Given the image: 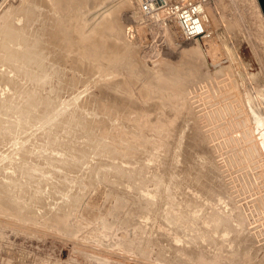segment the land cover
Masks as SVG:
<instances>
[{"label":"rangeland","instance_id":"obj_1","mask_svg":"<svg viewBox=\"0 0 264 264\" xmlns=\"http://www.w3.org/2000/svg\"><path fill=\"white\" fill-rule=\"evenodd\" d=\"M29 1L30 0H28V2ZM57 1H61L64 4L63 7H61L62 4L57 5L56 4ZM123 1L121 2V0H120V2H119V0H112L110 2V1L106 0V2H105V0H103V2L101 4L104 6L108 5L107 9H111L112 5L113 6L118 5V8L119 7H121V8L118 9L116 12H113L114 13V14L112 13L113 15L111 14L112 19H108L109 18L108 17L105 20L101 19V21L97 20L96 22H92V24L88 25L89 27L86 26L88 28V31H87V28L83 27L84 26L83 24L85 23L84 18L81 17V15L83 14L84 8L82 6H79V4H77V3H79V0H52V1L47 0V3L49 2L48 4L50 5V9L52 8L51 10L53 11V13L56 17H58L56 14L57 13L56 10H58V8H59L58 11H60V14L62 16V23H64V27H66V25H67L66 28H63V25H62V29H63L62 33H66V32L68 33L69 31H71V32L74 31V33H72L73 37L68 36L69 38H67V33L62 37V38L66 37L63 39L64 42L60 41L63 43V45H61L60 42L58 43V41L54 42V39L52 37H49L50 35H47V36H45L47 38L42 39L44 41L42 44H40V46L45 44L44 42L46 41L45 46H42V47L46 48L47 52L52 50L50 52L51 53L50 55H52V57L56 59V60L53 59L54 63L55 64H58V63L61 64V65L58 64L59 65L58 67L54 65V67L56 69L61 68L60 69L61 71L62 70L65 71L64 69L68 70L71 67H74L72 65L76 66V64L78 67H80V65L86 64V63H89V65L94 64L93 67L90 65L91 69L89 68L87 72H81L82 76L79 75V73H77V72H76L77 74L74 73L75 74L74 77L76 76L75 79H78L79 81L75 80L74 77L71 78V76H72L71 71H69L67 74H65L63 79L68 78V81H69L68 86L69 85L70 86L66 87L64 84V82L66 80L64 81L63 79H60L61 81H59V83L61 86L59 85V89H57L58 99L53 96V97L47 99L48 101L46 99L45 100H41V99L37 100L34 97L38 94L36 92H34V89H26V87H25L26 83H24L25 78H24L22 73H25L27 69H28L27 71H30V70L34 69V67L36 66L35 65L36 61L33 60L34 59L33 56H31L30 64L26 63V61H22L21 62L22 64H20L22 66L20 67V70H18V71L12 70L10 68V66L8 64H6V61H0V64H1L0 65L1 66L0 71L5 70L3 72L4 74L2 73L0 75V76H2L0 79H2V78L4 79L6 77L5 78L7 80L6 82H8V83L5 82V84H4V82H1L2 84H0V105H1V107H0V130L2 128V131H3L4 125L11 127V128H14L13 129L14 131L12 130L10 132L11 135H10V133H8L7 134L8 137H5L6 136L5 135V136H2L3 139L0 138V140H1V142H0V161H1L0 165H3L5 162H7L10 157H11V161L13 164H14V162H16V164H17V161H19V160H20L19 163H22L23 159H24V162H27L30 157L31 158L29 159V161L32 158H33L32 160H35V159H37L36 156L37 155L39 156V153L37 152L36 148H34V147H37V145H39V144H37V142L38 143L41 142L40 144H42V142H43L44 145L46 142V145H47V143L51 142L50 140H54V142H55V141H57V139H59L58 140L59 144H60V142H62L60 144L62 149L59 146H57V147L55 146L58 150L57 149H56L57 151L54 150V153L56 154V152H57L56 155H59V156L61 155L60 157H66L63 155L68 154V151H69V150H67L68 149L67 147H69L68 144L71 142L70 140L72 139V137H74V136H71L73 134L68 135L72 132L70 129L72 128V130H73L74 128H76L75 133H77L76 131H78V132L80 131V130H78V129H80L79 127H81L79 125L82 124V123L79 124L78 120H73V119L71 120V118L69 119L68 118L69 116H73V115H74V117L77 116V117H75L77 119L82 117V120H85L84 118H86V121H88L87 119H89V117L93 115L92 119L90 118L89 122L93 123V125H94L99 120L98 121L99 125H96V126L100 127V128H98L94 125L95 126L94 129H92L93 126H91V128H90L88 126L89 122L87 123L86 121H84V123H87L85 126L86 127L88 126L87 128L84 126L86 128V130H88V128L91 129V130H88V131H90V134L88 136H86V140H89L88 143H90V144H88V146L85 144V146L87 147V149L89 151V148H90L89 145H91V143L93 144L94 147L91 145L90 151L92 152V154L95 153V155L94 154L92 155V156H94L93 159L96 158L95 160L91 159L88 162H91V164H93V165L97 164L95 167L96 170L94 169L95 171H92L94 176L91 173V177H93V179H92V184H90L89 186H86V187H88V189L84 188L85 185L83 184V180H82L83 178L81 176H79L80 178L77 177L78 174L77 175L75 174L76 176L74 175L71 180L66 179V178H68L67 176H65V177L63 176V178H65L66 180H69L68 182L73 184V191L75 193H79L81 189H82L81 193L82 194L85 193L84 195L79 193V194H81L82 197H81L79 203H76L74 205L75 208H70L69 206L63 208L64 206H62V209H63V211L61 210L62 213L64 214V211H66L64 215H62L61 212L56 213L54 210V208H58L62 204V202H63L62 205H64V200H66V197L64 199L63 198L64 196H62V194H61V199H63L62 202H61L60 198L58 199V203L55 202V200H54V203L53 202L48 203L46 200V202H47L46 205H48V206L50 205L52 210L54 211V212H52L53 214L51 215V217L47 216L46 214L40 215L38 213H35V214L32 213L31 215L29 214L30 216L27 218H21L19 216L20 215L19 206L15 205L16 204L15 202H12V205L10 204L11 202H9L10 205L8 204V202L7 203L4 202L5 204L3 205V201H4L3 199L7 195L3 192V190L0 187V191L2 190L0 192V194H2V195H0V264H183L184 263L183 261L187 260L188 257L185 256L181 252V250L180 251H179V249L174 250L175 251L174 255L177 257L180 256L179 259L177 258L174 261V259H172V256H173V253H172L173 250L172 249L164 250V249L160 248L161 243L159 241H161L162 237H165V236L172 237V238H170L171 239L170 242H168L169 244L170 243H173V244L177 243V245H179V246L182 245L188 239H191L190 241H192V242H196L198 240V243L194 244L196 249L195 248L192 249V254H191V252L188 251V253H190V255H192V256H190L191 258L194 256L192 263H190L191 259L187 260L188 264L189 263L190 264H213L214 262H217L218 264H220L222 262H225L228 264H237V261H241L242 264H245V259H246L245 256H246L247 252L252 253L253 257H252L251 261L254 260L253 258H258V259L263 258V259H260V261L262 262V260H263V262H264V254L262 253V251H264L263 250L264 247H262V249H257L256 246H253V247L248 246V248H246L247 246L245 247V245H247L246 243H248L249 239H247V237L245 235H241L242 232H239V233L241 236H244L242 238L243 240L240 239L241 236L239 237L238 231H236V232H235V230H233L234 232L232 231V233H234V234H232V237L235 235L234 237H237L239 240L238 241L237 238L232 240L231 243H234V244H231L232 246L228 245L229 241H225L223 238L218 239L219 243H218V245H215V243L210 244L209 240H208V238H206V236L202 237V238L200 237L201 233L203 232V228L206 227V223L203 222V220L205 218H202V215L203 214L210 215L211 212L213 214H215L214 211H220V210H218V208H216V207L214 208V206H213V208H210V207L206 208L205 204L210 201V197H212V200L214 202H216V200H217V204H220L221 202L218 200L220 198L222 201L228 202L236 196H237V198L240 199V196L234 195L233 191H230L229 189L226 190L225 187H222V185L220 186V184H218L216 182L217 178H215V177H213V180L211 182V185L214 188L213 187L210 188L211 185L207 186V184H206L207 179L206 178L201 179V182H203L205 180L203 182L205 184L203 185V183H202V186H203L202 189L204 188L202 190V194L201 193L200 194H198V193L192 194V192L190 193L188 191V189H185L186 185L184 186L183 184H180L181 186L179 185V187L177 185H176V187H173L175 185L172 186V184H171L170 187H166V189H163L164 191H162L161 190V185H162L161 181L156 180L154 178L155 177L154 173L158 174V172H156L154 169L152 170V168H151V167L154 168V166H151V165H154V161H156V159H158L161 156L166 157V156H169V154L171 153V155L174 157V159L177 163H180V162L182 163V160L181 161L179 160V159L183 158L182 152H184L185 150L184 151H182V150L186 147H189V145H191V144L200 145L201 142L203 143L207 139H210V141L212 143H214L216 140L218 141L220 139L219 135H222L221 133H224L223 136L227 135V137H228L231 132H234V130H236V126H235L236 123L233 124L234 121L232 122L229 119H225L226 120L225 121V120H223L224 118L223 119L221 118V121H224V122H222V123L216 122L217 121L216 119H218V121H220V117H221V115H219L221 113L218 112L220 109L219 107H221L220 112L222 109L223 110H227V109L228 110H230V109L234 110L233 108H237V110H239L238 114L243 113L241 118L244 117L245 121L247 120V122H245V124L247 123L246 124L247 126H245L246 127L245 130L247 132L244 131L245 135L248 134L247 139H246V136L244 135V133L242 134V137L239 135L240 137H237L235 139V140H237L239 138L237 140V143L233 142L234 144L228 146L226 148V150H233L234 149L232 152L235 154L234 151H236L235 150L236 147L243 140L245 143L243 142L244 144L242 143L241 145L246 144V145H248V147H246V148L251 147L249 149V150H252L251 152H245V154L247 153L250 155L251 159L249 158L248 155H247L248 158L247 157L244 158L245 157L244 154L239 155V153L242 152V151L241 152L239 151L238 157L240 158L241 156H243L242 158H244V159L240 158L241 160H244V161L245 160L247 161V159L248 160L250 159V160H249V162L247 161L248 163L247 162L238 163L237 165H239V166H237V168H239L241 166V164H242V166L243 165L246 166V167L243 166V168L240 167L241 170L243 169V171H245V173H243L241 171L242 174H246V173L248 174L249 173L248 175L250 178L248 177L249 180L248 179L245 180V182H246L245 184H247L248 181L249 182L254 181L257 188L261 189V187H258V184L261 185V183H262L261 181L264 182V177H263L264 176L263 175L264 174V154H263L264 153V135H263L264 134V114H263L264 113V27H263L264 23H263V20L262 21L260 20V16L258 15V10L256 8L254 0H209V2L207 4V12H208V16H209V23H208L207 27H208V30L211 32V35L208 38L209 40L205 39L203 41L202 40H200V41H198V40H188V41L185 40L184 41V39H182L180 37L177 29L175 28L176 30L175 29H173V30L176 31V35H177V33L179 35V36L178 35L176 36V39L178 42L177 44L172 43V42H166L167 40L162 39V36H161L162 28L159 27L158 25H151L150 27H148L149 25L147 26V25H144L143 23L141 25L138 23H137L138 25H135L133 22V19L137 16V14H136V12H133V11H135L136 7L130 8L129 4H132V2L128 1V3H127L125 0H123ZM21 2L22 1H19V0H0V15L5 13L4 11L8 10L7 8H10V6L11 7L15 6V5L19 6V4L24 5V4L28 3L27 0H25V1L23 0V2L22 3ZM73 3L75 5V7L72 6L73 8H71L70 5ZM122 3H123V5H122ZM109 4H112V5H109ZM76 7H78L79 10ZM129 8H130V10H129ZM74 10H76V11H74ZM81 11H82V13H81ZM84 12H85V10H84ZM70 13H71V16H70ZM77 14L79 15V17H81V19L80 18L78 19ZM86 15L87 14H85L84 16H86ZM12 16H13V19H12L13 22L14 23L17 22L16 23L17 25H19L21 23L20 21H22V23H23L24 16H22L21 14L14 13V14H12ZM75 16L77 19H75ZM16 17H18V19ZM65 17H67V19L70 17L71 18L74 17L73 18L74 23L72 22V20L70 18L67 20V24H66ZM132 17H133V19H132ZM117 18H119V19H117ZM79 20H80L81 24H78V26H76L77 25L76 22H78ZM117 20H118L119 25L122 26L123 28L116 26L117 24H115V23L117 22ZM69 21L72 23H70ZM131 21H132V23H131ZM121 22L123 25H121ZM223 23H224V25H223ZM73 25H75V26L72 29L71 27H73ZM79 25H80V27H79ZM97 26H99V28H101L102 31H101V29L97 30V28H96ZM225 26H226V28H225ZM75 27H76V30H75ZM90 27L93 28V30L96 28L94 30V32L96 31L95 34L99 31L101 32V33L99 32V34L97 33V35L94 34V36L97 37L98 40H95V37L93 36L94 32L92 29H90ZM127 28H129V29H127ZM80 29L82 30L81 32H80ZM90 30H92V31H90ZM77 31H79V32H77ZM83 31H84V33H83ZM86 31H87V33H86ZM130 31H132V35H133L132 38H129V36H128ZM71 32H69V33H71ZM75 33H78V35H79L78 38L76 37L77 34L75 35ZM90 33H92V34L90 35ZM84 34H87V35L89 34L88 39H90L91 41H88L86 39V40H83L81 42V40L84 39L82 36L87 38ZM70 37L72 39L75 38L76 41H75V39H73L75 41V42H73V40ZM79 37H82V38H79ZM89 37L93 38L94 41H92L93 39H91ZM48 38L49 39L52 38L53 40L52 39L49 40ZM178 39L183 40V41H180V40L178 41ZM51 40L54 43H52ZM206 40L208 43L206 42ZM110 41L111 42L113 41L112 44H114V46L112 44H110L112 46L109 45ZM83 42H85L87 44H85ZM209 42H211V44ZM212 43L214 45H212ZM50 44L51 45L55 44V45H53V49H52V46ZM72 44H73V47H72ZM11 45H12V43H11ZM49 45H50V47H48ZM116 45H117V47H116ZM120 45H121V47H120ZM201 45H204V46L201 48ZM14 46H16L15 48H17V46L18 47L20 46L19 47L20 49H23V47H24L23 44H21V43L20 44L18 43ZM74 46H75V48H74ZM178 46H181L183 48L181 49V47L179 48ZM42 47H40L39 50ZM108 47L109 48L112 47V49L114 51H112V49H109ZM47 48H49V49H47ZM117 48H119V49H117ZM184 48H186V50ZM211 48L213 51L211 50ZM202 49L204 51H202ZM41 50H44V51H41ZM41 50L40 51L42 53L46 52L45 49H43V48ZM53 50L55 51L54 52L55 54L57 52L58 53L55 55L53 53ZM199 50H201V51L199 52ZM209 50H211V52ZM185 51H187V52H185ZM221 52H223V54ZM64 53H66V54H64ZM189 53H190V55H189ZM217 53H218V56H216ZM210 54L213 55L214 57H212ZM54 56H56V57H54ZM188 56H190V57H188ZM58 58H60V59H58ZM80 58H83V59H80ZM182 58H183V60H182ZM185 58L187 59L188 62L186 61ZM189 58L191 59L190 61H189ZM198 58H200V59H198ZM86 59L89 60V62ZM57 61H59V62H57ZM165 61L167 64L168 63L170 65L174 64L175 68H178V64H179V69H178L176 75L179 73L178 76L182 75V78L184 77L183 80L181 77H180L181 78L180 79L176 75H175L176 77L174 76L175 78L172 77V79H173L172 82L174 83L173 84L174 87L176 85L175 89L174 88L172 89L173 93L171 92V89H169L170 90L169 92H171L173 94L172 97L176 96L177 94H178L176 96L177 98L178 97L182 98L183 96L185 97L186 94H187L186 96H188V94L190 95V92L188 90L191 91L192 87H194L195 85L197 86V84H195V83L197 82L198 79H200V78H198L200 76L205 78L207 80V82L209 80L212 81V84L210 83L211 84L210 86H212V87H210V90L213 89V91H211V93L213 92L212 94H214V95H212L210 93V90L207 89V91L209 90V92H207L208 93L207 97L209 98V101H210V98H211V101H213V100L221 97V98L217 99L216 101H213V102L210 101L211 103H213V106L211 105L212 110L209 107L208 108L202 107V108H204V109H202L200 105H199L200 107L196 105L197 101H195V99H196V96L198 94L192 92L193 91L192 90L191 93L192 94L194 93L195 99L194 100L189 99V103L187 101V103H188L187 106H188L189 111L186 110L187 112H185L184 114L180 113V116L184 115V117H185V115H186L185 119H187L188 123L186 120H184V121L181 120L182 123H180L181 121H179V120L181 118L180 119L178 118L179 119L178 122L181 124V126H182L183 122L186 123V124L184 123L183 126L187 125L184 127L182 126V128H180V126L178 127V125L176 126V124L175 125L171 124V126H172L171 127L169 123L174 124V122H176V121L172 122L171 117L166 116V111H167V109H169L168 106H173L174 104L175 105L178 104L177 106L180 105L179 107H181L183 105V102H180V104L178 103L179 99H175V101H174V99H173V101H172V99H168V102H166L167 104L166 103L162 104V108L157 107V109H159V110L155 109L156 107L153 108V106H150L151 102H153L156 99L155 98L156 96L153 93H150V92H152L154 86L167 85V83H165V81H166V79L170 78L169 77L170 75H167V74L161 72V66L163 65V63L165 64ZM201 61H202V63H201ZM24 62H25V64H24ZM69 63L70 64L73 63V64L70 65ZM181 65H184V66H181ZM197 65H200V68ZM188 66H190V67H188ZM191 66H192V68L197 67V70L194 68L196 71L194 69H192L193 71L192 70L187 71V69H189V68L191 69ZM6 67H8V69ZM54 67L51 66L50 68H52V69L49 68L47 70L51 73L52 72L54 73L56 70V69L54 70ZM44 69L46 70V68H44ZM198 69H199V71H198ZM222 69H223V72H222ZM227 69L231 71L230 76L232 78L230 76H227L230 73V71H228L229 73L227 74ZM185 71H186V73H185ZM8 72L10 73V75ZM196 72L199 74H197ZM200 72L203 74H201ZM6 75H8V77ZM78 75L80 77H78ZM158 75H160V77ZM205 75L206 76L209 75V76L206 77ZM12 77L15 79L14 81H16V79L18 78L17 83L16 82L14 83ZM165 77H167V78H165ZM195 77L197 80H194ZM217 77H218V79H216ZM8 78H9V80L11 78V81H9ZM178 78H179V80H178ZM222 78L232 80L233 83L235 84L233 89H230L231 87L230 88L227 87V89H226L227 82L225 83V81L222 80ZM229 78H231V79H229ZM50 80H48L47 82H54L53 80H55V79H50ZM73 80H75V81H73ZM185 80H187V82L189 80V82H188L189 84ZM20 81L21 82L24 81V82L21 83L20 87H17V89L14 88V86H15L14 84L17 85L18 82H20ZM106 81H108V82H106ZM109 81L110 82L115 81V82H113V84L117 85V87L119 85V87L117 89L118 91L117 90H115L117 92L114 91L115 95L117 96L116 98H115L114 92L113 93L111 92L113 95L109 91L107 92V90H108L107 86L105 87V88H107V90L99 88L101 82H104L106 84V83H109ZM70 82H73V83L70 84ZM215 82H217V83L215 84ZM219 83H221V84L223 83V86L225 84L224 88L220 87L221 85ZM7 84L9 85V87L11 86L14 89L13 88L11 89V87L9 88ZM180 84H183V86ZM6 85L8 88L6 87ZM189 85H191V87ZM215 85H218L219 90H216L215 87H217V86H215ZM177 86L178 87L182 86V87L178 88ZM185 86L187 87V89L185 88ZM21 87L24 88V91ZM42 87H43V85H42ZM46 87H47V85H45V88ZM55 87H57V86H55ZM4 88H5V90H4ZM18 88H20V89H18ZM48 88H50V87L48 86ZM18 90L21 92H18ZM39 90H42V89H39ZM43 90L49 91L51 89H43ZM62 90H63V92H62ZM173 90H175V92ZM176 91H177V93H176ZM187 91L189 93H187ZM22 92H24V94ZM106 92L110 93V94H107ZM217 93H219V94L221 93V95L219 96V94H218V96H219L218 97ZM91 94H92V97H91ZM93 94H94V96H93ZM209 94H211L212 97H214V98L212 99V97ZM181 95H183V96H181ZM21 96H23V97H21ZM87 96L91 97V98H88ZM125 96H127V97H125ZM94 97L96 99L99 98L101 100L94 99L95 101L93 102V104L94 103L95 104L100 103L101 106L97 105L98 107H96V109H91L92 111L86 110V109H80V111L78 110L79 108L76 106L79 105L78 102L80 100L83 101V99L85 100V98H88V100L90 102H92L90 99H93ZM100 97H102V98H100ZM103 97H105V98H103ZM112 97H114L115 99H113ZM119 97L121 99L123 98L121 102L118 101V99L121 100ZM130 97L132 100H130ZM33 98L35 99V102H33L34 101ZM78 98H79V100H78ZM126 98H129V99H126ZM234 98H236V100ZM6 99L9 102L6 101ZM102 99H103V101H102ZM106 99H110L111 100L110 103L114 102V105L110 104L107 101L106 103H108V104H104V106H103V103L106 101ZM135 99H137V100H135ZM52 100L57 101V102H54L55 104L57 103L56 104L57 108L55 107L54 103L48 104ZM60 100H62V101H60ZM63 100H64V102H63ZM112 100H114V101H112ZM127 100H129V102L131 101L130 103L134 102V104L132 103L130 105V103ZM170 100L172 102H174V104H172V102H170ZM5 101L8 103H6ZM36 101H38L37 102L38 105L36 104ZM40 101H42V102H40ZM96 101L97 102L100 101V102L97 103ZM127 102L129 104H127ZM223 102H224V104H225V102L227 104L223 105ZM3 103H4V105H3ZM136 103H138V107H140V108L137 109ZM228 103H229V105H228ZM22 104H24V105H22ZM70 104H72V106ZM28 105H29V107H31V108L28 107V109H30L31 114L33 115V118H34L33 119L32 117H30V119H29L30 123H28L29 120H25L24 116H22V114L27 111L26 108H22V107H24V106L27 107ZM49 105H52V106H49ZM63 105H64V107H63ZM115 105H117V106L115 107ZM126 105L128 107L129 106L130 107L128 108ZM134 105H135V107H134ZM148 105L150 106V108L152 107L153 110L152 109L150 110ZM214 105L216 107L218 106L217 107L218 111L215 110L216 107ZM102 106L105 108H103ZM131 106L134 108L132 109ZM224 106L226 107V109ZM52 107L54 110H56V109L57 110L54 111L53 109H51ZM74 107H76L75 108L76 110H73ZM213 107H214V110H213ZM42 108H44V109L42 110ZM127 108H128V110H126ZM259 108L262 110H259ZM5 109H6V111H4ZM20 109H21V111H20ZM47 109H49V110L47 111ZM162 109L166 110V111H163ZM208 109H209V111H208ZM41 110L44 113L46 111L49 112L51 110H53V112L51 111L52 112V113L50 112L51 114L46 112L47 114L45 116L44 113L41 115V113H42ZM93 110L95 112L99 111V113H97L99 115L95 114V112H93ZM101 110L103 111V113ZM139 110H140V113H139ZM203 110H204V113H203ZM22 111H23V113H22ZM38 111H40L39 112L40 114L38 113ZM133 111H138L139 115L137 116L135 113H133ZM147 111H148V114H147ZM179 111L182 112L183 111L182 108L181 109L179 108ZM205 111H206V113H205ZM211 111H212V116L210 118L211 114H207V113H210ZM214 111H217V112H215L216 114L214 113ZM80 113H82V114H80ZM87 113H89L90 116ZM201 113H203L205 115H202ZM37 114H39L40 116ZM100 114L102 116V120H101ZM102 114H105L106 117H103L104 115H102ZM150 114H151V117H150ZM214 115H215V117H213ZM217 115H219L220 117H218ZM43 116H45L46 119ZM49 116H51L52 119H50L51 117H49ZM107 116H109L108 119H107ZM188 116H189V118H188ZM201 116H203V117L201 118ZM216 116H217V118H216ZM40 117H42V118H40ZM64 117L67 119V121L66 120L63 121V119H65ZM111 117H113V118H111ZM117 117H120L121 120L123 119L126 122H130V123L135 122L136 123L135 124L136 127L135 126H130V128L128 127L129 129L133 128V129H131V131L129 129L125 128V130H128L130 132L129 133V132L124 130V132H126L127 135H129V137L128 136L126 137V134H125V136L120 139L119 138L120 135L116 134V133H118V131L120 130V127H121L118 124L119 121H117L119 119H117L116 121L114 120ZM147 117H149V119ZM204 117H206V118H204ZM109 118H110V120H109ZM139 118L142 122L139 120ZM41 119H44V120H41ZM106 119H107V121H106ZM134 119L137 121H135ZM164 119H167V120H164ZM22 120L24 121V124H25V122H27L26 124L28 126L26 124L25 125L21 124L20 121H22ZM108 120L110 123L108 122ZM23 121H22V123H23ZM43 121H45V122H43ZM65 121H66V123H65ZM73 121L76 123H74ZM101 121L103 123V124H101L102 126L100 125ZM164 121H166L167 123H165ZM203 121H207V122H205V124L208 122L211 123V124L210 123H208V124L211 125L212 131L210 130V128L209 129L205 128L207 131V134H206L205 129H202L203 127L198 128L199 126H202L204 124ZM70 122H72V124ZM112 122H114V124H115V122L116 123L118 122L117 123L118 125L115 124L113 126V124H111ZM151 122H152V125H151ZM200 122H202V123H200ZM44 123H45V125H44ZM91 123H90V125H91ZM160 123L161 124L164 123V125L163 124L161 125ZM197 123H198V126H196ZM212 123H214L215 125ZM217 123L222 124V127H223V125H224V127L226 125L223 123H227V125L229 124L228 130L225 132L224 130H222L221 125H219ZM75 124H76V127H74ZM67 125H69V126H67ZM160 125L165 126L167 129L169 128V130H168L169 136H166L168 134H165L164 136H162L161 134L158 133L157 130L159 129L158 127ZM210 125H209V127H210ZM217 125H219V127ZM227 125H226V128H227ZM21 127L24 128V130L21 129ZM170 127L171 128L175 127L176 129L175 128L174 129L177 132L180 131V133H178L176 136H174V137H179V139L176 141L177 143H175L174 139L171 138V137H173V134L176 132L174 129L170 130L171 129ZM215 127H217V128H215ZM95 128H98V131H96ZM229 128H230V130H229ZM6 129L8 131V128H6ZM99 129H101V130H99ZM105 129H106V131H105ZM114 129H116V130H114ZM177 129H179V130H177ZM200 129L205 131V133L203 131H200ZM213 129L214 130L218 129L219 131L221 129L222 132L220 131L221 133L219 134L218 130L216 132V131H213ZM46 130L47 131L50 130L52 134L50 133L49 137L53 136L54 138L53 137L48 138L47 133H49V132H47ZM92 130H94V131H92ZM137 130H138V132H137ZM45 131H46V133H45ZM59 131H61V132H59ZM81 131H84V132L82 133ZM81 131L79 134H82V135L86 132L85 129H83V128L81 129ZM229 131H231V132H229ZM42 132L44 133V135L46 134V136H44ZM73 132H74V130H73ZM102 132L104 134H106V133L107 134L104 136V134ZM170 132H172V133H170ZM201 132H202V134H201ZM208 132L209 133L211 132L212 133L211 135H213V136H214V132L217 135H215L213 137L210 134H208ZM99 133L101 135H103L106 139L103 136H102L103 137L102 138ZM133 133H135V134L133 135ZM225 133H226V135H225ZM33 134L35 135V137H33ZM109 134H111L110 135L111 139L109 137ZM55 135H57V136H55ZM131 135H132V138H133V136L135 137L134 140H132L130 138ZM205 135L206 136L209 135L211 137L208 136V138H207ZM232 135H235V134L233 133ZM42 136H43V139H46L44 137H47L48 139H46V141L43 139H40V138H42ZM60 136H61V139H60ZM63 136H65V138ZM200 136H203L204 138H202ZM0 137H1V135H0ZM81 137H83V136L79 135L78 138L75 136V142H76V140L79 142V144H77L78 142L76 143L77 145H80L83 142L87 143L85 138L81 139ZM96 137H97V139H96ZM107 137L109 138V140H112V143L110 142L109 145H110V147H112V145H113V147L111 149L104 148V147L100 148L101 146H103L102 143L105 144V142H107V140H108ZM31 138H36V139L38 138L39 141H37L35 139L31 140ZM215 138H217V139H215ZM242 138H243V140H242ZM64 139H66V140L68 139L67 140L68 144L66 143V141H64ZM104 139H105V142L103 141ZM135 139H138V140L135 141ZM169 139H171V141ZM41 140H43V141H41ZM125 140H127V141H125ZM48 141H50V142H48ZM98 141L101 142V145L99 144L96 146L95 144H98ZM137 141H139V142H137ZM172 141H174V142H172ZM31 142H32V144H31ZM171 142L174 145V147H173L174 149L171 148L172 149L171 152L166 151V153H165L164 150L166 148V145L168 143H171ZM185 142H186V144H185ZM187 142L189 145L187 144ZM116 143H118V144H116ZM34 144H35V146H34ZM29 145H31V146H29ZM133 145L137 149L139 148V154H140V157H138V161L136 159L134 162L131 160L132 151H133L132 146ZM26 146H27V148H26ZM65 146H67V147H65ZM125 146H127V147H125ZM143 146H145V147H143ZM168 146H169V144L167 145V148H168ZM181 146L183 147L182 149H181ZM118 147H119V149H117ZM30 148L31 149L34 148L35 150L31 151L32 152L31 153ZM237 148H239V147H237ZM27 149L29 151H26ZM37 149H38V147H37ZM64 149H66L67 151H65ZM103 149H105V150H103ZM106 149H107V151H106ZM108 149L110 151H108ZM256 149H258V150H256ZM17 150H19V151H17ZM60 150H63L62 151L63 153ZM102 150L104 152L106 151V153H103ZM123 150L124 151L127 150L126 153H124ZM47 151H49V150H47ZM128 151H130V153ZM134 151H135V149H134ZM36 152H37V155H36ZM58 152H60V153H58ZM108 152H110L109 155H108ZM12 153L14 154V156ZM15 153H16V155H18L17 157H15L16 156ZM54 153L52 155H55ZM102 154L103 155L105 154V155L103 156ZM124 154L126 155V157ZM114 155L116 156V158ZM12 156L14 158H16L15 159L16 161L14 160V158ZM22 156H24V158ZM92 156H91V158H92ZM100 156L102 159L100 158ZM109 156L112 158L110 159ZM199 156H200V160H199ZM199 156L196 155V157H195L196 160L192 161V159H190L191 161L189 160V162H196V163H194V165L196 166V164H197L196 168H198V166H199L200 168H198V169L199 170L201 169L200 170L201 172H203V171L205 173L210 172L209 175L217 173V171L214 172L212 167L209 166L208 161L210 159L207 160V159L203 158V156H201V155H199ZM104 157H106V158H104ZM113 158H115L117 161H119L123 165H121L119 162L115 161V159H113ZM12 159L14 160V162ZM97 159L99 160L100 163L96 162ZM100 159L102 161H100ZM121 159L123 160V163H122ZM202 159H204V160H202ZM92 160H93V162H92ZM106 160L110 161V162L107 163ZM205 160H206V162H205ZM94 161L96 164H94ZM128 161H131V162H128ZM102 162H103V164H101ZM197 162H199V163H197ZM106 163L108 165H106ZM124 163H126V164H124ZM91 164L88 163V165H91ZM206 164H208V165H206ZM85 165H86V163L84 164V161H82V165L80 166V169H78L76 171L80 170L79 172H81V173L86 172L87 171L86 167H88V165L86 167H85ZM171 165L172 164H170V167L168 170H170V168H171V170H175L177 168L176 166H174V168L172 169ZM122 167L123 168L126 167L128 169L124 168L125 169L124 170ZM188 167H189V165H188ZM115 168H116V170H115ZM249 169H250V171H249ZM58 170L60 171V169H58ZM128 170L129 171L131 170L130 171L131 173H129ZM256 171H257V173H255ZM99 172H101V173H99ZM241 172H239V173L241 174ZM259 172H261V173L258 174ZM97 173H99V174H97ZM105 174H106V176H105ZM130 174H132V175H130ZM258 175H261V176H258ZM9 178H5V177L1 178V176H0V180H2V181L4 180L6 182L7 181L12 182L13 179L10 178V180H9ZM111 180L114 182H112ZM119 181H121V182H119ZM250 183H253V182H250ZM250 183H249V185L251 187H254L253 189H256L254 183H253L254 186H252ZM173 184H175V183H173ZM35 186L38 189L42 188V190H43V187H42L43 185L38 184L37 181H34L31 185L32 188H35ZM79 186L81 189L78 188ZM236 186L238 188H240L238 185H236ZM236 186H234V187L237 188ZM250 186L248 189L251 188ZM154 187H155V191H153ZM246 187H248V184L244 187V189ZM263 187H262L261 191L262 190L264 191ZM74 188H75V190H74ZM83 189H85L84 193H83ZM180 189H183V190L185 189L184 191L189 192V194L192 195L193 199L189 200V201L188 200L187 201L182 200L183 202H181V199H178V198H180L179 197L180 196L179 192L181 191ZM241 189H243V188H241ZM258 189L254 190L255 193L250 195V197L252 198V201L254 200L253 202L257 203V205H258L259 200H260L259 203H261V199L263 198V195H264L263 194L260 196V194L264 193V192L263 191L261 192ZM19 190H20V192L26 191L25 187H20V188L15 189V194H17V196L22 194V193L18 194ZM44 190H46V189H44ZM209 190H210V192H209ZM212 190H215V191L213 192ZM53 192L54 191L51 190V194H55ZM156 192L159 194V196ZM151 193H153V194H151ZM161 193L164 194L163 196H164L165 200H163V202L158 200L160 198ZM231 193H233V194H231ZM258 193H259V195H257ZM29 194H30V192H29ZM57 194H59V193H57ZM145 194H148V196ZM39 195L43 196L42 193L36 194V196H39ZM59 196H60V194H59ZM156 196H158V197H156ZM194 196H195V198H198V199H196V201L194 200ZM242 196H244V195H241V197ZM257 196H259V198L261 197V199H259ZM11 198H12L11 201H13V197H11ZM143 198H145V199H143ZM147 198L150 200H148ZM207 198H209V199H207ZM146 199L148 201H151V202L154 201V202H152V204H151V202H150V204H148V202H146L147 201ZM242 199H243V197H242ZM255 199L256 200L258 199V202L255 201ZM193 200L195 203H193ZM262 200L264 202V198ZM156 201L158 202V204H155ZM138 202H140V203H138ZM159 202H160V204H159ZM188 202H190L189 203L190 205L188 204ZM191 202L193 204H191ZM65 203H67V200ZM6 204H7V207H9V208H7L5 206ZM116 204H117V206H116ZM152 205L159 208L157 211V214L155 216H157L160 213L159 216H157V217H159V220L157 221V223H158L156 225L157 227L155 226L156 229H154V227H153L154 220L152 218V216H153L152 214H155V213L150 210V207ZM160 205H161V207H159ZM220 205H221V208H225V206H223L224 203L223 204L221 203ZM12 206H13V208H11ZM65 206H66V204H65ZM228 206H230V204H228ZM228 206H227V208H225V210H227V211L230 210ZM256 208H257L255 210L256 212L254 211V214L251 213V215L249 217V219L250 220L252 219L251 221L255 224L264 219L263 213L259 212V211H261V208L260 207H256ZM14 209H15V212H14ZM233 209H234L233 211L236 210V213H237V211H239V209H237V207H233ZM38 210L37 211L40 212L41 209H38ZM147 213H148V215H147ZM60 214L62 215V216H60V217H62L61 219L59 217H57ZM140 214H145V215H147V217L144 220L140 221V217H139ZM183 214H185V215H183ZM256 215H257V217H256ZM52 216L55 218H52ZM192 217H196V218L193 219ZM42 218H44V219H42ZM208 218L209 217H206L207 221H210L211 219H208ZM127 219H131V221L127 220ZM133 219H135L136 221ZM162 219H163V221H162ZM255 220H256V222H255ZM135 222H137V223H135ZM198 222H200V224H198ZM138 223H139V225H138ZM235 225H236V223H233V226H235ZM165 229H168V231ZM173 231H175V232H173ZM263 231H264V229L262 230V233L264 234ZM211 233H213L212 235L214 237L215 236L217 237L219 235L218 232L213 231ZM196 234H197V236H196ZM237 234H238V236H237ZM228 236L230 237L231 235H228ZM196 237H198V238H196ZM195 238H196V241H195ZM258 240H262V239L260 238ZM235 242H236V244H235ZM208 243L210 245H208ZM244 243H245V245H244ZM213 245H215V246H213ZM238 245H240V246H238ZM241 247H242V249H241ZM194 249L196 252L194 251ZM197 249H199V250H197ZM252 249H254L255 252H257L258 250L259 251L257 253L251 252ZM234 250H235V256L233 255ZM201 252H203L204 254ZM195 254H197V255H195ZM242 255H243V257H242ZM176 261H177V263H176ZM263 262H262V264H263ZM185 264H187V263H185ZM246 264H247V262H246ZM259 264H261V263H259Z\"/></svg>","mask_w":264,"mask_h":264},{"label":"bare ground","instance_id":"obj_2","mask_svg":"<svg viewBox=\"0 0 264 264\" xmlns=\"http://www.w3.org/2000/svg\"><path fill=\"white\" fill-rule=\"evenodd\" d=\"M19 1H22L23 2V0H19ZM25 1V0H24ZM52 1V0H51ZM108 1H112V0H108ZM123 0H121V2H122ZM127 3H128V1L129 2H132V4H129L130 5V8H135L136 7V9H135V11H133L132 9V11L133 12H136V14H137V16L133 19V17H132V19H133V22H134V24L135 25H138V24H144V25H149L148 27H150L151 26V24H149L148 22H146L144 19H143V17H142V15H141V13L139 12V9H138V0H125ZM21 2V3H22ZM27 2H28V0H27ZM50 2V1H49ZM48 2V3H49ZM75 2V1H74ZM103 2V0H79V3H77V4H79V6H82L83 8H84V10H85V12H84V10H83V14L81 15V17L82 18H84V26L83 27H86V26H88V25H90V24H92V22H96L97 20H100L101 21V19H103V20H105V19H107L108 17V19H112L111 17H112V15L114 14L113 12H116L118 9H120L121 7H119L118 8V5H112V4H109V5H112V7H111V9H107V7H108V5H106V6H104V5H102L101 3ZM105 2H106V0H105ZM117 2V1H116ZM119 2H120V0H119ZM124 2V1H123ZM254 2H255V5H256V8H257V10H258V15L260 16V20L262 21L263 20V23H264V15H263V12H262V10H261V6H260V4H259V1L258 0H254ZM47 3V0H30L27 4H22V5H20L19 4V6H17V5H15V6H10V8H7L8 10H5L4 12L5 13H3L2 15H0V61H6V64H8L9 66H10V68L12 69V70H20V67L22 66V65H20V64H22L21 62L22 61H26V63H29L30 64V59H31V56H33L34 57V59L33 60H35L36 61V66L34 67V69H32V70H30V71H27L26 70V72L25 73H22L23 74V76H24V78H25V82L24 83H26V85H25V87H26V89H34V92H36L38 95H36L34 98L35 99H41V100H47V99H49V98H51V97H55V98H57L58 99V97H57V95H58V91H57V89H59V85H60V83H59V81H61L60 79H63L64 78V75L65 74H67L69 71H71L72 73H71V78L72 77H74V73H79V75H81L82 73L81 72H87L88 71V69L90 68L91 69V66L93 67V65H89V63H86V64H82V65H80V67H78L77 66V64H76V66L75 65H72V64H70V65H72V66H74V67H71L70 69H68V70H66V69H64L65 71H61L60 69L61 68H58V69H56L55 67H54V65L55 66H59L58 64H60V63H58V64H55L54 63V61H53V59L54 60H56L55 58H53L52 57V55H50L51 53V51L52 50H50L49 52H47L46 51V48H44V47H42V46H45V44H46V41L44 42L45 44H43V45H41L40 46V44H42L43 43V41L44 40H42V39H44V38H47V37H45V36H47V35H50L49 37H52L53 39H54V42H56V41H58V43L60 42V41H63V39L64 38H66V37H64V38H62L66 33H62V25H63V28H66L67 27V20L68 19H70V18H68L67 19V17H65V19H66V27H64V23H62V16H61V14H60V11H58L59 10V8H58V10H56V14H57V16L58 17H56L55 15H54V13H53V11L50 9V5ZM56 3V2H55ZM54 3V4H55ZM70 3V2H69ZM118 3V2H117ZM57 5H61L62 4V6L61 7H63V3L61 2V1H57V3H56ZM67 4V3H66ZM53 5V4H52ZM122 5H123V3H122ZM121 5V6H122ZM125 5V4H124ZM71 6V8H73V7H75V5H74V3L73 4H71L70 5ZM73 6V7H72ZM127 6V5H126ZM81 7V8H82ZM77 9H78V7H76ZM130 8H129V10H130ZM107 9V10H106ZM126 9V8H125ZM55 10V9H54ZM79 10V9H78ZM72 11V10H71ZM70 11V12H71ZM74 11H76V10H74ZM73 11V12H74ZM132 12V13H133ZM14 13H19V14H21L22 16H24V21H23V23H22V21H20L21 23L19 24V25H17L16 23H14L13 22V16H12V14H14ZM69 13V12H68ZM72 13V12H71ZM71 13H70V16H71ZM81 13H82V11H81ZM80 13V14H81ZM113 13V14H112ZM123 13V12H122ZM74 14V13H73ZM72 14V15H73ZM76 14V13H75ZM85 14H87L86 16H84ZM112 14V15H111ZM118 14V13H117ZM18 15V14H17ZM16 15V16H17ZM67 15V14H66ZM78 15V14H77ZM76 15V16H77ZM116 15V14H115ZM21 16V17H22ZM76 16H75V19H77L76 18ZM69 17V16H68ZM81 17H79V15H78V19L80 18L81 19ZM117 17V16H116ZM17 19H18V17H16ZM23 18V17H22ZM73 18L74 17H72L71 18V20H72V22H73ZM20 19V18H19ZM117 19H119V18H117ZM86 20V21H85ZM18 21V20H17ZM77 21V20H76ZM70 22V21H69ZM72 22H70V23H72ZM69 23V24H70ZM74 23V22H73ZM77 23V25L76 26H78V24H81L80 23V20L78 21V22H76ZM99 23V22H98ZM131 23H132V21H131ZM138 23V24H137ZM95 24V23H94ZM115 24H117L116 26H118V27H120V28H123L122 26H120L119 25V23H118V20H117V22L115 23ZM96 25V24H95ZM98 25V24H97ZM121 25H123L122 24V22H121ZM125 25V24H124ZM223 25H224V23H223ZM72 26V25H71ZM70 26V27H71ZM74 26L75 25H73V27H71L72 29L74 28ZM81 26V27H82ZM101 26V25H100ZM79 27H80V25H79ZM78 27V28H79ZM82 27V28H83ZM89 27V26H88ZM92 27V26H91ZM90 27V29H92L93 30V28H91ZM103 27V26H102ZM264 27V26H263ZM81 28V29H82ZM87 28V27H86ZM97 28V30L99 29H101V28H99V26H97L96 27ZM95 28V29H96ZM225 28H226V26H225ZM71 29V30H72ZM80 29V32L82 31ZM94 29V30H95ZM104 29V28H103ZM173 29H175L173 26L172 27H168V28H162V33H161V36H162V39H164V40H167L166 42H172V43H178L177 42V39H176V36L178 35V33H177V35H176V31H174ZM75 30H76V27H75ZM78 30V29H77ZM85 30V29H84ZM92 30H90V31H92ZM94 30H93V32H94ZM176 30V29H175ZM87 31H88V28H87ZM87 31H86V33H87ZM101 31H102V29H101ZM105 31V30H104ZM64 32V31H63ZM69 32H71V31H69ZM67 33V38H69L68 36H72V33H74V31L73 32H71V33ZM76 32V31H75ZM77 32H79V31H77ZM96 32V31H95ZM95 32L93 33V36H94V34H95ZM100 32V31H99ZM99 32H97L98 34H99ZM83 33H84V31H83ZM97 33L95 34V35H97ZM101 33V32H100ZM224 33V32H223ZM226 33V32H225ZM77 34V38H78V33H75V35ZM80 34V33H79ZM92 33H90V35H91ZM74 35V34H73ZM87 38H85L84 36H82L84 39H82L81 40V42L83 41V40H88V41H91L90 39H88V35L87 34H84ZM224 35V34H223ZM228 35V34H227ZM92 36V37H93ZM179 36V35H178ZM226 36V35H225ZM73 37V36H72ZM75 37V36H74ZM82 37H79V38H82ZM95 37V36H94ZM105 37V36H104ZM52 38H50V39H52ZM62 38V39H61ZM71 38V37H70ZM89 38H91V37H89ZM178 38V37H177ZM228 38V37H227ZM49 39V38H48ZM49 39V40H50ZM52 39V40H53ZM61 39V40H60ZM72 39V38H71ZM73 39H75V38H73ZM72 39V40H73ZM91 39H93V38H91ZM47 40V39H46ZM51 40V41H52ZM69 40V39H68ZM78 40V39H77ZM95 40H98L97 39V37H95ZM180 39H178V41H179ZM207 40H209V39H207ZM207 40H206V42H207ZM225 40V39H224ZM70 41V40H69ZM75 41H76V39H75ZM74 40H73V42H75ZM92 41H94V39L92 40ZM115 41V40H114ZM180 41H183V40H180ZM185 41V40H184ZM198 41H200V40H198ZM48 42V41H47ZM53 41H52V43H54ZM64 42V41H63ZM113 42V41H112ZM112 42L110 41V43H109V45L110 44H112ZM187 42V41H186ZM205 42V43H206ZM11 43H12V45H11ZM23 44V49H20L18 46H17V48H15L16 46H14V45H16V44ZM51 43V42H50ZM61 43V45H63V43L62 42H60ZM66 43V42H65ZM83 43H85V42H83ZM89 43V42H88ZM191 43V42H190ZM208 43V42H207ZM210 44H211V42H209ZM14 44V45H13ZM48 44V43H47ZM56 44V43H55ZM55 44H53V45H55ZM74 44V43H73ZM73 44H72V47H73ZM85 44H87V43H85ZM84 44V45H85ZM91 44V43H90ZM217 44V43H216ZM51 45V44H50ZM50 45L48 46V47H50ZM53 45H51L52 46V49H53ZM67 45V44H66ZM69 45V44H68ZM71 45V44H70ZM113 46H114V44H112ZM112 45H110V46H112ZM183 45V44H182ZM207 45V44H206ZM212 45H214L213 43H212ZM124 46V45H123ZM204 45H201V48L203 47ZM208 46V45H207ZM40 47H42L43 49H45V51L46 52H44V53H42L41 51H44V50H39V48ZM116 47H117V45H116ZM120 47H121V45H120ZM179 48L181 47V46H178ZM211 47V46H210ZM217 47V46H216ZM215 47V48H216ZM22 48V47H21ZM74 48H75V46H74ZM84 48V47H83ZM109 48V47H108ZM125 48V47H124ZM183 47H181V49H182ZM214 48V49H215ZM47 49H49V48H47ZM109 49H112V47H110ZM108 49V50H109ZM117 49H119V48H117ZM116 49V50H117ZM185 50H186V48H184ZM204 49V48H203ZM202 49V51H204ZM209 49V48H208ZM218 49V48H217ZM56 50V49H55ZM60 50V49H59ZM211 50H212V48H211ZM211 50H209L210 52H211ZM112 51H114L113 49H112ZM201 50H199V52H200ZM213 51V50H212ZM217 51V50H216ZM55 51L53 50V53H54ZM60 52V51H59ZM81 52V51H80ZM185 52H187V51H185ZM58 53V52H57ZM56 53V54H57ZM85 53V52H84ZM97 53V52H96ZM181 53V52H180ZM219 53V52H218ZM218 53H217V55L216 56H218ZM222 54H223V52H221ZM55 54V53H54ZM55 54V55H56ZM64 54H66V53H64ZM209 54V53H208ZM62 55V54H61ZM189 55H190V53H189ZM206 55V54H205ZM211 55V54H210ZM221 55V54H220ZM63 56V55H62ZM133 56V55H132ZM187 56V55H186ZM212 57H214L213 55H211ZM54 57H56V56H54ZM68 57V56H67ZM183 57V56H182ZM188 57H190V56H188ZM200 57V56H199ZM201 58V57H200ZM200 58H198V59H200ZM203 58V57H202ZM58 59H60V58H58ZM80 59H83V58H80ZM85 59V58H84ZM136 59V58H135ZM186 59V58H185ZM206 59V58H205ZM87 60V59H86ZM182 60H183V58H182ZM191 59L189 58V61H190ZM32 61V60H31ZM50 61V62H49ZM82 61V60H81ZM85 61V60H84ZM88 62H89V60H87ZM152 61V60H151ZM162 61V60H161ZM186 61H187V59H186ZM206 61V60H205ZM57 62H59V61H57ZM78 62V61H77ZM139 62V61H138ZM154 62V61H153ZM188 62V61H187ZM186 62V63H187ZM2 63V62H1ZM33 63V62H32ZM79 63V62H78ZM100 63V62H99ZM201 63H202V61H201ZM3 64V63H2ZM24 64H25V62H24ZM177 64V63H176ZM199 64V63H198ZM1 65V64H0ZM4 65V64H3ZM61 65V64H60ZM201 65V64H200ZM200 65H197L199 68H200ZM205 65V64H204ZM6 66V65H5ZM31 66V65H30ZM51 66H53L54 67V70H55V72L53 73H51V72H49L47 69H49ZM177 66V65H176ZM181 66H184V65H181ZM180 66V67H181ZM186 66V65H185ZM1 67V66H0ZM63 67V66H62ZM70 67V66H69ZM78 67V68H77ZM188 67H190V66H188ZM5 68V67H4ZM7 69H8V67H6ZM33 68V67H32ZM44 68H46V70L44 69ZM66 68V67H65ZM96 68V67H95ZM183 68V67H182ZM181 68V69H182ZM196 69L197 70V67H193L192 68V66H191V69L189 68V69H187V71H189V70H192V69ZM228 68V67H227ZM23 69V68H22ZM50 69H52V68H50ZM63 69V68H62ZM178 69H179V64H178V68H175L174 67V64H167L166 63V61H165V64L163 63V65L161 66V72L162 73H165V74H167V75H170L169 77L170 78H168V79H166V81H165V83H167V85H160V86H154V88H153V90H152V92H150V93H153L156 97V99L153 101V102H151V104H150V106H153V108H155V109H157V107L158 108H162V104L163 103H166V102H168V99H172V101H173V99H174V101H175V99H179L177 102L180 104V102H183V105L181 106V107H179V106H177V105H175L174 104V102H172L171 100H170V102H172V104H174L173 106H168L169 107V109H167V111L166 110H163V111H166V116H168V117H171V121L173 122V121H176V122H174V124L173 123H169L170 124V126H171V124L172 125H175L176 124V126L178 125V127L180 126V128H182V126H183V124L185 123V122H183V124H182V126H181V124L180 123H182V121H184V120H186L187 121V119H185L186 118V115H185V117H184V115L181 117L180 116V113L182 114H184L185 112H187V111H189L188 110V103H189V99H195V96H194V93H197L198 95L196 96V99H195V101H197V106H201V108L202 107H206V108H210L211 110H212V107H211V105L213 106V103H211V102H213V101H216L217 99H219V98H221V97H219L220 95H221V93L219 94V93H217V96H218V94H219V98H217V99H215V100H213V101H211V98H210V101H209V98L207 97L208 96V93L207 92H209V90H210V87H212V86H210L211 84H212V81H208L207 82V80L205 79V78H203L202 76H200V77H198V78H200V79H196V77L194 78V80H197V82L195 83V84H197V86L194 88V87H192V92H194L193 94L191 93V91L190 90H188L189 92H190V95L188 94V96H186L185 94V97L183 96V95H181V96H183L182 98H177L176 96L178 95H176V96H174V97H172L173 96V92H172V89L174 88L175 89V87H176V85H175V87H174V83L172 82L173 81V79H172V77H174L175 75H176V73H177V71H178ZM180 69V70H181ZM194 69V70H195ZM10 70V69H9ZM129 70V69H128ZM143 70V69H142ZM179 70V71H180ZM195 70V71H196ZM5 70H3V71H0V75L4 72ZM90 71V70H89ZM141 71V70H140ZM145 71V70H144ZM184 71V70H183ZM193 71V70H192ZM198 71H199V69H198ZM197 71V72H198ZM226 71V70H225ZM228 71H230V70H228L227 69V74L229 73ZM22 72V71H21ZM196 72V73H197ZM221 72V71H220ZM222 72H223V69H222ZM6 73V72H5ZM9 73V72H8ZM20 73V72H19ZM76 73V74H77ZM103 73V72H102ZM181 73V72H180ZM185 73H186V71H185ZM195 73V74H196ZM201 73V72H200ZM219 73V72H218ZM4 74V73H3ZM15 74V73H14ZM86 74V73H85ZM179 74V73H178ZM178 74L176 75L177 77H181L182 78V75L181 76H178ZM182 74V73H181ZM197 74H199V73H197ZM201 74H203V73H201ZM217 74V73H216ZM9 75H10V73H9ZM17 75V74H16ZM78 75V77H80ZM90 75V74H89ZM164 75V74H163ZM210 75V74H209ZM208 75V76H209ZM220 75V74H219ZM231 75V71H230V73L227 75V76H230ZM7 77H8V75H6ZM82 76V75H81ZM159 77H160V75H158ZM175 76V77H176ZM206 76V75H205ZM208 76H206V77H208ZM2 76H0V78H1ZM21 77V76H20ZM19 77V78H20ZM76 77V76H75ZM75 77H74V79H75ZM174 77V78H175ZM202 77V78H201ZM231 77V76H230ZM6 78V77H5ZM0 79V84H2L1 82H4V84H5V82L7 81L6 79ZM16 78V77H15ZM86 78V77H85ZM107 78V77H106ZM165 78H167V77H165ZM179 78H178V80H179ZM180 78V79H181ZM211 78V77H210ZM209 78V79H210ZM226 78V77H225ZM232 78V77H231ZM231 78H229V79H231ZM12 79H13V81L15 80L13 77H12ZM50 79H55V80H53L54 82H47L48 80H50ZM87 79V78H86ZM184 79V77L182 78V80ZM190 79V78H189ZM208 79V78H207ZM213 79V78H212ZM216 79H218V77L216 78ZM8 80H9V78H8ZM17 80H18V78L16 79V81H14V83L16 82L17 83ZM20 80V79H19ZM65 82H64V84H65V86L67 87L68 86V78L67 79H63ZM75 80H78V79H75ZM75 80H73V81H75ZM175 80V79H174ZM193 80V79H192ZM215 80V79H214ZM222 80H224L225 81V83L227 82V84H226V89H227V87H231L230 89H233V87H234V83H233V81L232 80H228V79H223L222 78ZM9 81H11V78H10V80ZM22 81V80H21ZM18 82V84L16 85V84H14L15 86H14V88H16L17 89V87H20V85H21V83H23V82ZM51 81V80H50ZM79 81V80H78ZM96 81V80H95ZM176 81V80H175ZM186 82H187V80H185ZM82 82V81H81ZM86 82V81H85ZM106 82H108V81H106ZM113 82H115V81H113ZM113 82L111 81H109V83H104V82H101L100 83V89H106L107 90V88H105L106 86L108 87V90H107V92L109 91L110 93L112 92H114L115 90H117L118 89V87H119V85H118V87H117V85H115V84H113ZM188 82H189V80H188ZM187 82V83H188ZM214 82V81H213ZM6 83H8V82H6ZM13 83V82H12ZM63 83V82H62ZM71 83H73V82H70V84ZM84 83V82H83ZM178 83V82H177ZM211 83V84H210ZM217 82H215V84H216ZM233 83V84H232ZM99 84V83H98ZM179 84V83H178ZM189 84V83H188ZM187 84V85H188ZM221 86L220 87H223L224 88V86H225V84H224V86H223V83L221 84V83H219ZM8 85V84H7ZM7 85H6V87H7ZM24 85V84H23ZM42 85H43V87H42ZM45 85H47V87L45 88ZM73 85V84H72ZM71 85V86H72ZM158 85V84H157ZM180 85H182L183 86V84H180ZM186 85V86H187ZM230 85V86H229ZM4 86V85H3ZM48 86L50 87V88H48ZM54 86V87H53ZM55 86H57V87H55ZM61 86V85H60ZM70 86V85H69ZM68 86V87H69ZM117 88H116V87ZM182 86H180V87H182ZM185 86V88L187 89V87ZM190 87H191V85H189ZM215 86H217V87H215ZM214 87L216 88V90H219V88H218V85H215ZM8 87H9V85H8ZM7 87V88H8ZM11 87V86H10ZM9 87V88H10ZM77 87V86H76ZM178 87V86H177ZM180 87H178V88H180ZM252 87V86H251ZM13 87H11V89H12ZM13 88V89H14ZM22 88V87H21ZM152 88V87H151ZM194 88V89H193ZM218 88V89H217ZM18 89H20V88H18ZM23 89V91H24V88H22ZM21 89V90H22ZM39 89H42V90H39ZM43 89H51V90H49V91H44ZM74 89V88H73ZM79 89V88H78ZM84 89V88H83ZM90 89V88H89ZM120 89V88H119ZM149 89V88H148ZM169 89H171V92H169L170 90ZM182 89V88H181ZM190 89V88H189ZM207 89H209L208 91H207ZM4 90H5V88H4ZM150 90V89H149ZM177 90V89H176ZM184 90V89H183ZM215 90V89H214ZM16 91V90H15ZM14 91V92H15ZM100 91V90H99ZM118 91V90H117ZM117 91H115V92H117ZM151 91V90H150ZM174 92H175V90H173ZM178 91V90H177ZM177 91H176V93H177ZM187 91V93H189ZM211 91H213V89H211L210 90V93H211ZM18 92H21V91H19L18 90ZM62 92H63V90H62ZM102 92V91H101ZM106 92V93H107ZM115 92H114V95H115ZM120 92V91H119ZM216 92V91H215ZM214 92V93H215ZM218 92V91H217ZM220 92V91H219ZM234 92V91H233ZM13 93V92H12ZM17 93V92H16ZM23 94H24V92H22ZM31 93V92H30ZM110 93H107V94H110ZM111 93V94H112ZM126 93V92H125ZM213 93V92H212ZM211 93V94H212ZM65 94V93H64ZM100 94V93H99ZM103 94V93H102ZM209 94L211 97H212V95H214V94ZM4 95V94H3ZM15 95V94H14ZM28 95V94H27ZM106 95V94H105ZM113 95V94H112ZM12 96V95H11ZM25 96V95H24ZM90 96V95H89ZM93 96H94V94H93ZM101 96V95H100ZM103 96V95H102ZM110 96V95H109ZM124 96V95H123ZM152 96V95H151ZM20 97V96H19ZM21 97H23V96H21ZM77 97V96H76ZM88 97V96H87ZM91 97H92V94H91ZM91 97H88V98H91ZM97 97V96H96ZM111 97V96H110ZM117 96L115 95V98H116ZM121 97V96H120ZM119 97V98H120ZM125 97H127V96H125ZM134 97V96H133ZM132 97V98H133ZM136 97V96H135ZM33 98V99H34ZM88 98H85V100L83 99V101H79L78 102V104L79 105H77L76 107H78L79 109V111H80V109H86V110H91V109H96V107H98V106H101L100 105V101L99 102H97V103H99V104H93V102L95 101L94 99H96L95 97L93 98V99H90L92 102H90L89 100H88ZM100 98H102V97H100ZM103 98H105V97H103ZM107 98V97H106ZM109 98V97H108ZM113 99H115L114 97H112ZM214 97H212V99H213ZM216 98V97H215ZM253 98V97H252ZM30 99V98H29ZM35 99H34V101L33 102H35ZM67 99V98H66ZM75 99V98H74ZM99 99V98H98ZM98 99H96V100H98ZM118 99V98H117ZM121 99V98H120ZM123 99V98H122ZM122 99L121 100H119L118 99V101H122ZM126 99H129V98H126ZM235 100H236V98H234ZM233 99V100H234ZM239 99V98H238ZM14 100V99H13ZM23 100V99H22ZM25 100V99H24ZM51 100V99H50ZM78 100H79V98H78ZM99 100H101V99H99ZM130 100H132L131 99V97H130ZM135 100H137V99H135ZM147 100V99H146ZM145 100V101H146ZM152 100V99H151ZM3 101V100H2ZM6 101H8L7 99H6ZM5 101V102H6ZM48 101V100H47ZM60 101H62V100H60ZM68 101V100H67ZM75 101V100H74ZM102 101H103V99H102ZM105 101V100H104ZM111 102V100L110 99H106V101L103 103V106H104V104H108V103H106V102ZM112 101H114V100H112ZM124 101V100H123ZM128 102H129V100H127ZM139 101V100H138ZM187 101H188V103H187ZM9 102V101H8ZM8 102H6V103H8ZM14 102V101H13ZM24 102V101H23ZM37 102L38 101H36V104H37ZM40 102H42V101H40ZM44 102V101H43ZM54 102H57V101H55V100H52L50 103H48V104H51V103H54ZM63 102H64V100H63ZM66 102V101H65ZM81 102V103H80ZM127 102V104H129ZM137 102V101H136ZM141 102V101H140ZM169 102V103H170ZM133 104H134V102H132ZM132 103H130V105L132 104ZM143 103V102H142ZM193 103V102H192ZM215 103V102H214ZM238 103V102H237ZM16 104V103H15ZM20 104V103H19ZM42 104V103H41ZM55 104V103H54ZM57 104V103H56ZM56 104H55V107H56ZM77 104V103H76ZM110 104H113L114 105V102L113 103H110ZM121 104V103H120ZM137 104V109L138 108H140V107H138V103H136ZM146 104V103H145ZM153 104V105H152ZM167 104V103H166ZM182 104V103H181ZM225 104H227L226 102H225ZM224 104V102H223V105H225ZM256 104V103H255ZM3 105H4V103H3ZM8 105V104H7ZM22 105H24V104H22ZM38 105V104H37ZM53 105V104H52ZM52 105H49V106H52ZM71 106H72V104H70ZM75 105V104H74ZM98 105V106H97ZM118 105V104H117ZM117 105H115V107L117 106ZM123 105V104H122ZM125 105V104H124ZM143 105V104H142ZM218 105V104H217ZM222 105V106H223ZM228 105H229V103H228ZM32 106V105H31ZM46 106V105H45ZM44 106V107H45ZM54 106V105H53ZM62 106V105H61ZM102 106V107H103ZM106 106V105H105ZM111 106V105H110ZM109 106V107H110ZM121 106V105H120ZM127 106V105H126ZM133 106V105H132ZM131 106V108L133 109L134 107H135V105H134V107H132ZM149 106V105H148ZM150 106H149V109L151 110L152 109V107L150 108ZM193 106V105H192ZM196 106V107H197ZM199 106V107H200ZM215 106V105H214ZM239 106V105H238ZM0 107H1V105H0ZM15 107V106H14ZM20 107V106H19ZM28 107H29V105L27 106V107H22V108H26V112H24L23 113V111H22V116H24V119L25 120H29L30 119V117H32L33 118V115L31 114V111H30V109H28ZM41 107V106H40ZM54 107V108H55ZM60 107V106H59ZM63 107H64V105H63ZM62 107V108H63ZM69 107V106H68ZM76 107H74L73 108V110H76L75 108ZM123 107V106H122ZM128 107V106H127ZM130 107V106H129ZM128 107V108H129ZM147 107V106H146ZM167 107V106H166ZM216 107V106H215ZM218 107V106H217ZM217 107H216V109L215 110H217ZM225 107V106H224ZM257 107V106H256ZM29 108H31V107H29ZM39 108V107H38ZM50 108V107H49ZM57 108V107H56ZM103 108H105V107H103ZM126 108V107H125ZM124 108V109H125ZM128 108L126 109V110H128ZM179 108L181 109L182 108V112L181 111H179ZM204 108H202V109H204ZM220 109H221V107H219ZM232 108V107H231ZM255 108V107H254ZM261 108V107H260ZM259 108V110H262V109H260ZM3 109V108H2ZM44 108H42V110H43ZM51 109H53V107L51 108ZM61 109V108H60ZM102 109V108H101ZM108 109V108H107ZM114 109V108H113ZM117 109V108H116ZM115 109V110H116ZM148 109V108H147ZM154 109V110H155ZM220 109H219V113H221V114H219V115H221V117L219 116V115H217L218 117H220V121H221V118L223 119V120H225V119H229V120H231L232 122H233V124L234 123H236V130H234V132H231V131H229V132H231L232 134L234 133L235 135H232L231 133L229 134V136L227 137V135H226V133H225V135L226 136H223L224 135V133H221L222 131H221V129H220V131L218 130V129H216V130H214L215 128H217V127H215L214 129H213V131H216L217 132V130H218V132H219V134L221 133L222 135H219V140L217 141H215L214 143H212L211 141H210V139H205L206 141H204L203 143L201 142L200 143V145H196V144H191V145H189L188 144V142H187V144L189 145V147H186V148H184L182 151H184V152H182V154H183V158L182 159H179L180 161L182 160V163L180 162V163H177L176 161H175V159H174V157L171 155V153L169 154V156H166V157H159L158 159H156V161H154V165H151V166H154V168L153 167H151L152 168V170L154 169L156 172H158V174H156V173H154V175H155V179L156 180H159V181H161V190L162 191H164L163 189H166V187H170V185L172 184V186L173 185H175V186H173V187H176V185L179 187V185L180 184H183L184 186L186 185V187H185V189H188V191L191 193L192 192V194L193 193H198V194H202V190L204 189H202V183L205 181L204 179V181L203 182H201V179L202 178H206L207 180H206V184H207V186H209V185H211V182H212V180H213V177H215V178H217L216 180V182L218 183V184H220V186L222 185V187H225V189L227 190V189H229L230 191H233V193H234V195H238V196H240V199L239 198H237V196L236 197H234L232 200H230V201H228V202H225V201H222L221 200V198L220 199H218L222 204L224 203V205L223 206H225V208H227V206H228V204H230V206H228L229 207V211H227V210H225V208H221V203L220 204H217V200H216V202H214L213 200H212V197H210V201L208 202V203H206L205 204V206H206V208H213V206H214V208L216 207V208H218V210H220V211H214V213L215 214H213L212 212L210 213V215H207V214H203L202 215V218H205L204 220H203V222H205L206 223V227L205 228H203V232L201 233V235H200V237L202 238V237H205L206 236V238H208V240H209V243L210 244H212V243H215V245H218V243H219V241H218V239H220V238H223L225 241H229V244L228 245H231V244H234V243H231V241L232 240H234L235 238H237V237H232V234H234V233H232V231L233 230H235V232L236 231H238V234H239V237L241 236V235H245L246 237H247V239H249V241H248V243H246L247 245H245V243H244V245H245V247L246 248H248V246H250V247H253V246H256V248L257 249H262V247H264V234L262 233V230L264 229V219L262 220V221H260V222H257L256 224L255 223H253L250 219H249V217H250V215H251V213H253L254 214V211L257 209L256 207H260L261 208V211H259V212H262L263 213V218H264V202H263V198H264V193H261L260 194V196L261 195H263V198L261 199V197L259 198V196H257L259 199H261V203H259L260 202V200H259V202H258V199L256 200L255 199V201H257L258 202V205H257V203H254L253 201H252V198L250 197V195L251 194H254L255 193V191L254 190H256V189H258L257 188V186H256V184H255V182L254 181H250V182H253L254 183V185H255V187H256V189H253L254 187H251L250 185H249V181H248V187H246L245 189H244V187L247 185V184H245L246 182H245V180H247L248 179V177H249V173L247 174H242V172L243 173H245V171H243V169L241 170V168L240 167H242L243 168V166H242V164H241V166L239 167V168H237V166H239V165H237L238 163H244V162H249V160L251 159V157H250V155L249 154H245V152H251L252 150H249L250 148H246V147H248V145H241L243 142H244V140H243V138H242V142L237 146V147H239V148H237L236 147V151H234L235 152V154L232 152L233 150H226V148L228 147V146H230V145H232V144H234L233 142H235V143H237V140L239 139H237V140H235L237 137H242V134L244 133V131H246L245 129H246V127L245 126H247L246 124H245V122H247V120L245 121V119H244V117L243 118H241L242 117V114L243 113H240V114H238V111L239 110H237V108H233L234 110H221V112H220ZM225 109H226V107H225ZM23 110V109H22ZM25 110V109H24ZM40 110V109H39ZM41 110V111H42ZM46 110V109H45ZM49 109H47V111H48ZM54 110V109H53ZM53 110H51L52 112H53ZM57 110V109H56ZM56 110H54V111H56ZM103 110V109H102ZM101 110V111H102ZM136 110V109H135ZM153 110V109H152ZM157 110H159V109H157ZM187 110V111H186ZM213 110H214V107H213ZM258 110V111H259ZM4 111H6V109L4 110ZM20 111H21V109H20ZM36 111V110H35ZM46 111V112H47ZM51 111H49V112H47V113H50ZM82 111V110H81ZM92 111V110H91ZM107 111V110H106ZM124 111V110H123ZM202 111V110H201ZM208 111H209V109H208ZM207 111V112H208ZM217 111H214V113L215 112H217ZM242 111V110H241ZM2 112V111H1ZM15 112V111H14ZM40 111H38V113H39ZM44 113L43 111H42V113H41V115L44 113L45 114V116H46V114L47 113ZM51 112V113H52ZM61 112V111H60ZM59 112V113H60ZM64 112V111H63ZM75 112V111H74ZM90 112V111H89ZM93 112H95L94 110H93ZM116 112V111H115ZM130 112V111H129ZM132 112V111H131ZM261 112V111H260ZM263 112V111H262ZM8 113V112H7ZM50 113V114H51ZM86 113V112H85ZM84 113V114H85ZM92 113V112H91ZM97 113H99V111L98 112H95V114H97ZM102 113H103V111H102ZM106 113V112H105ZM125 113V112H124ZM133 113H135L137 116L139 115V113H140V110H139V113H138V111H133ZM138 113V114H137ZM151 113V112H150ZM203 113H204V110H203ZM203 113H201L202 115H205V114H203ZM205 113H206V111H205ZM245 113V112H244ZM40 114V113H39ZM39 114H37V115H39ZM58 114V113H57ZM80 114H82V113H80ZM87 114H89V113H87ZM147 114H148V111H147ZM207 114H211L210 115V118H211V116H212V111L210 112V113H207ZM216 114V113H215ZM264 114V113H263ZM262 114V115H263ZM17 115V114H16ZM97 115H99V114H97ZM96 115V116H97ZM102 115H104L103 117H106L105 116V114H102ZM126 115V114H125ZM21 116V117H22ZM40 116V115H39ZM45 116H43V117H45ZM53 116V115H52ZM89 116H90V114H89ZM93 116V115H92ZM92 116H90L89 117V119H87L88 121H86V118H84L85 120H82V117L81 118H75V117H77V116H75L74 117V115L73 116H69L68 118L70 119L71 118V120L73 119V120H78V123L80 124V123H82L81 125H79V126H81V127H79L80 129H78V130H80L81 131V129L83 128V129H85V133L82 135V134H79L80 133V131L78 132V131H76L80 136H83V137H81V139H84L85 138V140H86V136H88L89 134H90V131H88V130H91V129H89L88 128V130H86V128L89 126L90 128H91V126H93V128L92 129H94V127L96 126V125H99V123H98V121L93 125V123H91V122H89L90 121V118L92 119ZM120 116V115H119ZM153 116V115H152ZM207 116V115H206ZM217 116H216V118H217ZM13 117V116H12ZM11 117V118H12ZM49 117H51V116H49ZM84 117V116H83ZM86 117V116H85ZM99 117V116H98ZM100 117H101V120H102V116H101V114H100ZM108 117L109 116H107V119H108ZM136 117V116H135ZM140 117V116H139ZM150 117H151V114H150ZM165 117V116H164ZM203 116H201V118H202ZM213 117H215V115L213 116ZM9 118V117H8ZM31 118V119H32ZM40 118H42V117H40ZM63 118V117H62ZM65 118V117H64ZM88 118V117H87ZM111 118H113V117H111ZM134 118V117H133ZM132 118V119H133ZM148 119H149V117H147ZM166 118V117H165ZM180 120H179V119ZM188 118H189V116H188ZM204 118H206V117H204ZM262 118V117H261ZM23 119V120H24ZM34 119V118H33ZM45 119H46V117H45ZM50 119H52V117L50 118ZM104 119V118H103ZM107 119H106V121H107ZM117 119H119V120H117ZM143 119V118H142ZM200 119V118H199ZM198 119V120H199ZM209 119V118H208ZM213 119V118H212ZM215 119V118H214ZM2 120V119H1ZM22 120V121H23ZM41 120H44V119H41ZM61 120V119H60ZM64 120H66L67 121V119L65 118V119H63V121ZM94 120V119H93ZM92 120V121H93ZM109 120H110V118H109ZM109 120H108V122H109ZM115 121L117 120V121H119V126H121L120 127V130L118 131V133H116V134H119L120 135V139L122 138V137H124L125 136V134H126V137L128 136L129 137V135H127V133L126 132H124V130H125V128H127V129H129L130 128V126H135L136 127V123L134 122V123H130V122H126V121H124L123 119L121 120L120 119V117H117L116 119H114ZM135 120V119H134ZM139 120H140V118H139ZM144 120V119H143ZM164 120H167V119H164ZM178 120L179 121H181L180 123L178 122ZM192 120V119H191ZM190 120V121H191ZM201 120V119H200ZM204 120V119H203ZM217 121L216 122H219V123H222V122H224V121H218V119H216ZM22 121H20L21 122V124H24V121H23V123H22ZM62 121V120H61ZM62 121V122H63ZM66 121H65V123H66ZM84 121H86L89 125L86 127L85 125L87 124V123H84ZM105 121V122H106ZM135 121H137V120H135ZM141 121V120H140ZM151 121V120H150ZM159 121V120H158ZM202 121V120H201ZM226 121V120H225ZM230 121V122H231ZM263 121V120H262ZM9 122V121H8ZM43 122H45V121H43ZM74 122V121H73ZM104 122V121H103ZM142 122V121H141ZM165 123H167L166 121H164ZM169 122V121H168ZM178 122V123H177ZM193 122V121H192ZM204 122V124H205V122H207V121H203ZM2 123V122H1ZM27 122H25V124H26ZM28 123H30V120H29V122ZM38 123V122H37ZM71 124H72V122H70ZM74 123H76V122H74ZM90 123H91V125H90ZM110 123V122H109ZM108 123V124H109ZM116 122H115V124H117ZM187 123H188V121H187ZM200 123H202V122H200ZM208 123H210V122H208ZM208 123H206L205 125L203 124H201L202 126H199L198 128H200V127H203L202 129H209L210 128V130L212 131V128H211V123L210 124H208ZM219 123H217V124H219ZM228 123V122H227ZM227 123H223V124H226L227 125ZM20 124V123H19ZM24 124V125H25ZM101 124H103L102 123V121L100 122V125ZM105 124V123H104ZM111 124H113V126L115 125L114 124V122H112ZM117 124V125H118ZM161 124V123H160ZM163 125H164V123H162ZM161 124V125H162ZM180 124V125H179ZM186 124V123H185ZM196 124V123H195ZM212 124H214V123H212ZM232 124V123H231ZM8 125V124H7ZM27 125V124H26ZM43 125V124H42ZM44 125H45V123H44ZM51 125V124H50ZM110 125V124H109ZM143 125V124H142ZM151 125H152V122H151ZM159 126L158 128V133L159 134H161L162 136H164L165 134H168V135H166V136H169V133H168V130H169V128L167 129L165 126ZM200 125V124H199ZM209 125H210V127H209ZM215 125V124H214ZM219 125H221V128H222V130H224L225 132L228 130V125H227V128H226V125H225V127H224V125H223V127H222V124H219ZM219 125H217L218 127H219ZM28 126V125H27ZM47 126V125H46ZM56 126V125H55ZM67 126H69V125H67ZM78 126V125H77ZM86 128H85V127ZM102 126V125H101ZM104 126V125H103ZM107 126V125H106ZM111 126V125H110ZM145 126V125H144ZM168 126V125H167ZM184 126H187V125H184ZM183 126V127H184ZM196 126H198V123H197V125ZM232 126V125H231ZM234 126V127H235ZM3 127V126H2ZM23 127V126H22ZM21 127V129H23L24 130V128H22ZM25 127V126H24ZM71 127V126H70ZM74 127H76V124H75V126ZM96 127H98V126H96ZM109 127V126H108ZM118 127V126H117ZM129 127V128H128ZM139 127V126H138ZM169 127V126H168ZM172 127V126H171ZM170 127V128H171ZM177 127V128H178ZM233 127V126H232ZM245 127V128H244ZM6 128H8V131H7V129ZM10 128V129H9ZM17 128V127H16ZM26 128V127H25ZM54 128V127H53ZM56 128V127H55ZM98 128H100V127H98ZM98 128H95V130L96 131H98ZM104 128V127H103ZM102 128V129H103ZM114 128V127H113ZM112 128V129H113ZM144 128V127H143ZM175 128V127H174ZM174 128H171L170 130H172V129H174ZM14 128H11V127H8V126H5L4 125V128H3V131H2V128H1V130H0V135H1V137L0 138H2V136H5V137H8L7 136V134L8 133H10L12 130H13ZM47 129V128H46ZM50 129V128H49ZM75 129L76 128H74L73 130H74V132H73V130H72V128L70 129L71 131V133L70 134H68V135H71V134H73V135H71V136H74V137H72V139L69 141L70 143L68 144V142H67V140L66 139H64V141H66V143L68 144V146L69 147H67V146H65V147H67L68 149L67 150H69L68 151V156L67 155H63V156H66V157H60L59 155H56L57 154V146H59V147H61L60 146V144L62 143V142H60V144H59V142H58V140L59 139H57V141H55L54 142V140H50V141H48V142H50V143H47V145H46V142H45V145H44V143L42 142V144H40V143H38L37 142V144H39V145H37V147H38V149H37V147H34L35 146V144H34V148H36V150H37V152L39 153V156L37 155V152H36V155L38 156H36V158L37 159H35V160H30L29 161V159L31 158H29L28 159V161L27 162H24V159L22 160L23 162L22 163H19V161H17V164H16V162H14V160L16 159V158H14L13 156H14V154H13V158H14V160H13V162H14V164L12 163V161H11V157L8 159V161L7 162H5L3 165H0V176H1V178H3V177H5V178H11V179H13V181L12 182H10V181H2V180H0V187H1V189L3 190V192L7 195V196H5V198L3 199L4 201H3V205L5 204L4 202H8V204H9V202H11L10 204L12 205V202H15L16 204L15 205H17V206H19V212H20V217L21 218H27V217H29L32 213L33 214H35V213H38V214H42V215H44V214H46L47 216H49V217H51V215L53 214L52 212H54L53 210H52V208H51V206L49 205H46V203L48 202V203H54V200H55V202H57L58 203V199L60 198L61 199V194H62V196H64L63 198L65 199V197H66V200H67V203H65L66 202V200H64V205H62L63 204V199H61V202H62V204L58 207V208H54V210H55V212L56 213H62V211H63V209H62V206H64L63 208H65V207H70V208H75L74 207V205L76 204V203H79V201H80V199H81V188H80V186L78 187L79 189H81L80 190V192L79 193H81V194H79V193H75L74 191H73V184L72 183H70V182H68L69 180H71L72 178H73V176L76 174H78L77 175V177H79V176H81L82 178V180H83V184L85 185V187L84 188H86V189H88V187H86V186H89L90 184H92V179H93V177H91V173H92V171H95L96 170V163H95V161H94V164H96V165H93V164H91V162H88L89 160H91V159H93L94 158V156H92L93 154L95 155V153H93L92 154V152L90 151V148H91V145L93 146V144L91 143V145H89V151H88V149H87V147L85 146V144L88 146V144H90V143H88L89 142V140H86L87 141V143H82V144H80V145H77V144H79V142L76 140V142H75V136L78 138L79 137V135L77 134V133H75ZM111 129V128H110ZM123 129V130H122ZM131 129H133V128H131ZM131 129H129L130 131H131ZM140 129V128H139ZM176 129V128H175ZM174 129V130H175ZM202 129H200V131H203ZM206 129H205V131H206ZM248 129V128H247ZM20 130V129H19ZM55 130V129H54ZM99 130H101V129H99ZM104 130V129H103ZM102 130V131H103ZM114 130H116V129H114ZM143 130V129H142ZM148 130V129H147ZM177 130H179V129H177ZM183 130V129H182ZM229 130H230V128H229ZM14 131V130H13ZM39 131V130H38ZM47 131V130H46ZM46 131H45V133H46ZM92 131H94V130H92ZM105 131H106V129H105ZM125 131H127V132H129L128 130H125ZM196 131V130H195ZM205 131H203L204 133H205ZM223 131V132H224ZM26 132V131H25ZM47 132H49V133H47L48 134V138H50V137H53V136H50L49 137V134L51 133V131L49 130V131H47ZM59 132H61V131H59ZM82 133L84 132V131H81ZM101 132V131H100ZM116 132V131H115ZM137 132H138V130H137ZM175 132L176 133H174L173 134V137H171V138H173L174 139V141H175V143H177L176 141L179 139V137H174V136H176L178 133H180V131L179 132H177L176 130H175ZM197 132V131H196ZM247 132V131H246ZM13 133V132H12ZM43 133V132H42ZM93 133V132H92ZM103 133V132H102ZM106 133V132H105ZM130 133V132H129ZM145 133V132H144ZM157 133V132H156ZM170 133H172V132H170ZM186 133V132H185ZM198 133V132H197ZM37 134V133H36ZM41 134V133H40ZM52 134V133H51ZM55 134V133H54ZM63 134V133H62ZM100 134V133H99ZM104 134V133H103ZM107 134V133H106ZM106 134H104V136L106 135ZM135 133H133V135H134ZM196 134V133H195ZM200 134V133H199ZM201 134H202V132H201ZM206 134H207V131H206ZM208 134H212L211 132L209 133L208 132ZM10 135H11V133H10ZM16 135V134H15ZM43 135H44V133H43ZM67 135V134H66ZM101 135V134H100ZM110 135L111 134H109V137H110ZM115 135V134H114ZM160 135V136H161ZM172 135V134H171ZM170 135V136H171ZM204 135V134H203ZM215 135H217L215 132H214V136ZM240 135V136H239ZM244 135H245V133H244ZM247 135L248 134H246L245 136H246V139H247ZM264 135V134H263ZM31 136V135H30ZM40 136V135H39ZM44 136H46V134L44 135ZM55 136H57V135H55ZM103 135H101V137H102ZM103 136V137H104ZM138 136V135H137ZM157 136V135H156ZM179 136V135H178ZM185 136V135H184ZM206 136V135H205ZM209 136V135H208ZM208 136H206L207 138H208ZM211 136H213V135H211ZM211 136H209V137H211ZM213 136V137H214ZM4 137V138H5ZM33 137H35V135L33 134ZM64 138H65V136H63ZM62 137V138H63ZM70 137V136H69ZM68 137V138H69ZM102 137V138H103ZM189 137V136H188ZM198 137V136H197ZM200 137H202V138H204L203 136H200ZM205 137V138H206ZM218 137V136H217ZM226 137V138H225ZM40 138V137H39ZM44 138H46V139H48L47 137H44ZM54 138V137H53ZM67 138V137H66ZM76 138V139H77ZM89 138V137H88ZM93 138V137H92ZM105 138V137H104ZM108 138V137H107ZM132 140H134V136H133V138H132V135H131V137H130ZM155 138V137H154ZM193 138V137H192ZM250 138V137H249ZM3 139V138H2ZM33 139H35V140H37V141H39V139L37 138H31V140H33ZM40 139H43V136H42V138H40ZM46 139H43V140H45L46 141ZM60 139H61V136H60ZM96 139H97V137H96ZM106 139V138H105ZM105 139L103 140L104 142H105ZM110 139H111V137H110ZM113 139V138H112ZM119 139V140H120ZM127 139V138H126ZM130 139V140H131ZM213 139V138H212ZM215 139H217V138H215ZM241 139V138H240ZM245 139V138H244ZM43 140H41V141H43ZM84 140V141H85ZM108 140H109V138H108ZM107 140V142H105V144L104 143H102V145L103 146H101L100 148H109V149H111L112 147H113V145H112V147H110V145H109V143L111 142L112 143V140H109L108 141ZM129 140V141H130ZM136 140H138V139H135V141ZM170 141H171V139H169ZM200 140V139H199ZM203 140V139H202ZM221 140V141H220ZM3 141V140H2ZM95 141V140H94ZM101 141V140H100ZM100 141H98V144H95L96 146L97 145H101V142ZM125 141H127V140H125ZM169 141V142H170ZM174 141H172V142H174ZM190 141V140H189ZM196 141V140H195ZM211 143H210V142ZM213 141V140H212ZM246 141V140H245ZM0 142H1V140H0ZM58 142V143H57ZM78 142V143H77ZM100 142V143H99ZM137 142H139V141H137ZM168 143L169 144V146H168V148H167V145H166V148H165V150H164V152L166 153V151L167 152H171L172 151V149L171 148H173L174 147V145H173V143ZM249 142V141H248ZM35 143V142H34ZM77 143V144H76ZM115 143V142H114ZM126 143V142H125ZM128 143V142H127ZM245 143V142H244ZM243 143V144H244ZM252 143V142H251ZM31 144H32V142H31ZM65 144V143H64ZM116 144H118V143H116ZM136 144V143H135ZM185 144H186V142H185ZM250 144V143H249ZM66 145V144H65ZM29 146H31V145H29ZM56 146V147H55ZM115 146V145H114ZM122 146V145H121ZM183 146V145H182ZM181 146V149L183 148ZM185 146V145H184ZM254 146V145H253ZM252 146V147H253ZM94 147V146H93ZM116 147V146H115ZM125 147H127V146H125ZM133 147V151H134V149H135V151L133 152L132 151V156H131V160L134 162L136 159H137V161H138V157H140V154H139V148L137 149L134 145L132 146ZM143 147H145V146H143ZM26 148H27V146H26ZM34 148H30L31 150H30V152L31 151H33V150H35ZM64 148V147H63ZM98 148V147H97ZM99 148V149H100ZM233 148V147H232ZM255 148V147H254ZM57 149V150H56ZM60 149V148H59ZM61 149H62V147H61ZM108 149V151H110ZM117 149H119V147L117 148ZM141 149V148H140ZM143 149V148H142ZM174 149V148H173ZM253 149V148H252ZM47 150H49V151H47ZM54 150H56L55 152H56V154L54 153ZM65 151H67L66 149H64ZM95 150V149H94ZM103 150H105V149H103ZM102 150V151H103ZM247 150V151H246ZM256 150H258V149H256ZM17 151H19V150H17ZM26 151H29L28 149L26 150ZM25 151V152H26ZM61 152L63 151V150H60ZM64 151V152H65ZM106 151H107V149H106ZM106 151L104 152L103 151V153H106ZM112 151V150H111ZM127 151V150H126ZM126 151H124L123 150V152L124 153H126ZM239 151L241 152V153H239ZM255 151V150H254ZM55 154V155H52L53 153ZM116 152V151H115ZM129 153H130V151H128ZM163 152V153H164ZM263 152V151H262ZM17 153V152H16ZM16 153H15V155H16ZM32 153V152H31ZM58 153H60V152H58ZM63 153V152H62ZM70 153V154H69ZM114 153V152H113ZM120 153V152H119ZM151 153V152H150ZM237 153V154H236ZM238 153H239V155L240 154H244L245 155V157L244 158H246L247 157V155L249 156V160L247 159V161L245 160H241L240 158H242L243 156H241L240 158L238 157ZM100 154V153H99ZM110 154V152H108V155ZM162 154V153H161ZM264 154V153H263ZM98 155V154H97ZM103 155V154H102ZM105 155V154H104ZM103 155V156H104ZM125 155V154H124ZM128 155V154H127ZM160 155V154H159ZM158 155V156H159ZM171 155V156H170ZM196 155H201V156H203V158H205V159H210L208 162V164H209V166L210 167H212V169L214 170V172L215 171H217V173H214V174H210L209 175V173H205L204 171L203 172H201L198 168H200L199 166H198V168H196V166H197V164H196V166L194 165V163H196V162H189V160L190 159H192V161L193 160H196L195 159V157H196ZM18 155H16L15 157H17ZM91 156H92V158H91ZM115 156V155H114ZM23 158H24V156H22ZM107 157V156H106ZM106 157H104V158H106ZM125 157H126V155H125ZM35 158V157H34ZM100 158H101V156H100ZM109 158L111 159L112 157H110L109 156ZM115 158H116V156H115ZM115 158H113V159H115ZM129 158V157H128ZM161 158V159H160ZM194 158V159H193ZM202 158V157H201ZM244 158H242V159H244ZM248 158V157H247ZM96 159V158H95ZM95 159H93V160H95ZM102 159V158H101ZM100 159V161H102ZM142 159V158H141ZM93 160H92V162H93ZM98 160V159H97ZM96 160V162H98V163H100L99 162V160L97 161ZM109 160V159H108ZM119 160V159H118ZM122 160V159H121ZM199 160H200V156H199ZM202 160H204V159H202ZM6 161V160H5ZM16 161V160H15ZM82 161H84V164L86 163V165H85V167L88 165V163L89 164H91V165H88V167H86V169H87V171L86 172H79V171H76V170H78V169H80V166L82 165ZM107 161V160H106ZM113 161V160H112ZM115 161H117L116 159H115ZM114 161V162H115ZM127 161V160H126ZM185 161V162H184ZM191 161V160H190ZM1 162V161H0ZM108 162H110V161H107V163ZM117 162H119V161H117ZM128 162H131V161H128ZM140 162V161H139ZM205 162H206V160H205ZM247 162V163H248ZM106 163V165H108ZM120 163V162H119ZM122 163H123V160H122ZM127 163V162H126ZM126 163H124V164H126ZM197 163H199V162H197ZM101 164H103V162L101 163ZM121 164V163H120ZM146 164V163H145ZM170 164H174L173 166L171 165V167H172V169L174 168V166H176L177 168L175 169V170H171V168H170V170H168L169 169V167H170ZM208 164H206V165H208ZM113 165V164H112ZM121 165H123V164H121ZM188 165H189V167H188ZM246 165V164H245ZM248 165V164H247ZM104 166V165H103ZM102 166V167H103ZM147 167V166H146ZM244 167H246V166H244ZM105 168V167H104ZM108 168V167H107ZM117 168V167H116ZM116 168H115V170H116ZM123 168V167H122ZM121 168V169H122ZM124 168H126V167H124ZM123 168V169H124ZM58 169H60V171L58 170ZM85 169V170H86ZM95 169V170H94ZM126 169H128V168H126ZM204 169V168H203ZM246 169V168H245ZM83 170V169H82ZM84 170V171H85ZM125 170V169H124ZM167 170V171H166ZM240 170V171H239ZM253 170V169H252ZM101 171V170H100ZM107 171V170H106ZM129 171V170H128ZM131 171V170H130ZM129 171V173H131ZM133 171V170H132ZM144 171V170H143ZM211 171V170H210ZM242 171V172H241ZM249 171H250V169H249ZM261 171V170H260ZM98 172V171H97ZM119 172V171H118ZM121 172V171H120ZM125 172V171H124ZM145 172V171H144ZM213 172V171H212ZM211 172V173H212ZM239 172H241V174L239 173ZM248 172V171H247ZM253 172V171H252ZM262 172V171H261ZM261 172H259L258 174H260ZM99 173H101V172H99ZM99 173H97V174H99ZM103 173V172H102ZM255 173H257V171L255 172ZM93 174V173H92ZM119 174V173H118ZM133 174V173H132ZM132 174H130V175H132ZM137 174V173H136ZM75 175V176H76ZM104 175V174H103ZM138 175V174H137ZM254 175V174H253ZM252 175V176H253ZM256 175V174H255ZM264 175V174H263ZM63 176L65 177V176H67L68 178H66V179H69V180H66L65 178H63ZM93 176H94V174H93ZM99 176V175H98ZM105 176H106V174H105ZM147 176V175H146ZM251 176V175H250ZM258 176H261V175H258ZM109 177V176H108ZM118 177V176H117ZM139 177V176H138ZM264 177V176H263ZM10 178H9V180H10ZM75 178V177H74ZM80 178V177H79ZM100 178V177H99ZM111 178V177H110ZM109 178V179H110ZM250 178V177H249ZM112 179V178H111ZM122 179V178H121ZM140 179V178H139ZM7 180V179H6ZM99 180V179H98ZM120 180V179H119ZM125 180V179H124ZM132 180V179H131ZM249 180V179H248ZM252 180V179H251ZM258 180V179H257ZM34 181H37V183L38 184H41V185H43L42 187H43V190H42V188L40 189H38L36 186H35V188H32L31 187V185H32V183L34 182ZM112 181V180H111ZM133 181V180H132ZM256 181V180H255ZM112 182H114V181H112ZM117 182V181H116ZM119 182H121V181H119ZM257 182V181H256ZM259 182V181H258ZM262 183H261V185L260 184H258V187H261V189H262V187L264 186L263 184H264V182L263 181H261ZM123 183V182H122ZM144 183V182H143ZM173 183H175V184H173ZM253 183H250L252 186H254L253 185ZM94 184V183H93ZM205 183H203V185H204ZM236 185H238L240 188H238ZM260 185V186H259ZM263 185V186H262ZM139 186V185H138ZM181 186V185H180ZM234 186H236L237 188H235ZM249 186L251 187L250 189H248L249 188ZM20 188V187H25V192L23 191V192H20V190H19V193L18 194H20V193H22L21 195H18L17 196V194H15V189H17V188ZM128 187V186H127ZM160 187V186H159ZM177 187V188H178ZM211 187H213L212 185L210 186V188ZM221 187V188H222ZM76 188V187H75ZM75 188H74V190H75ZM100 188V187H99ZM181 188V187H180ZM206 188V187H205ZM209 188V189H210ZM214 188V187H213ZM212 188V189H213ZM241 188H243V189H241ZM264 188V187H263ZM44 189H46V190H44ZM52 191H54L53 193H55V194H51V190ZM77 189V188H76ZM157 189V188H156ZM184 189V190H185ZM224 189V188H223ZM261 189L259 188L258 190H260L261 191ZM1 190V191H2ZM50 190V191H49ZM84 190L85 189H83V193H84ZM149 190V189H148ZM181 191L179 192V194H180V198H178V199H181V202H183V201H189V200H192L193 198H192V195L191 194H189V192H186V191H184L183 189H180ZM242 190V191H241ZM0 191V192H1ZM123 191V190H122ZM133 191V190H132ZM153 191H155V187H154V190ZM160 191V190H159ZM158 191V192H159ZM213 192L215 191V190H212ZM263 191V190H262ZM261 191V192H262ZM2 192V193H3ZM29 192H30V194H29ZM174 192V191H173ZM209 192H210V190H209ZM217 192V191H216ZM215 192V193H216ZM264 192V191H263ZM3 193V194H4ZM40 193H42L43 194V196H36V194H40ZM57 193H59L60 194V196H59V194H57ZM157 193V192H156ZM155 193V194H156ZM160 193V192H159ZM163 193V192H162ZM161 193V195H160V198L158 199L159 201H162L163 202V200H165L164 199V194H162ZM166 193V192H165ZM206 193V192H205ZM233 193H231V194H233ZM260 193V192H259ZM259 193L257 194V195H259ZM85 194V193H84ZM84 194H82V195H84ZM116 194V193H115ZM151 194H153V193H151ZM154 194V195H155ZM158 194V193H157ZM168 194V193H167ZM194 194V195H195ZM0 195H2V194H0ZM59 197H58V196ZM145 195H147L148 196V194H145ZM150 195V194H149ZM153 195V196H154ZM169 195V194H168ZM210 195V194H209ZM241 195H244V196H242L243 197V199H242V197H241ZM256 195V194H255ZM4 196V195H3ZM109 196V195H108ZM146 196V197H147ZM158 196H159V194H158ZM158 196H156V197H158ZM201 196V195H200ZM215 196V195H214ZM11 197H13V201H11ZM93 197V196H92ZM111 197V196H110ZM117 197V196H116ZM134 197V196H133ZM139 197V196H138ZM219 197V196H218ZM256 197V196H255ZM155 198V197H154ZM187 198V199H186ZM254 198V197H253ZM83 199V198H82ZM92 199V198H91ZM143 199H145V198H143ZM148 199V198H147ZM146 199V200H147ZM196 199H198V198H195V196H194V200L196 201ZM207 199H209V198H207ZM214 199V198H213ZM231 199V198H230ZM235 199V200H234ZM242 199V200H241ZM46 200H47V202H46ZM122 200V199H121ZM148 200H150V199H148ZM146 201V202H148V204H150V202L151 201ZM156 200V199H155ZM183 200V201H182ZM194 200H193V203H195L194 202ZM204 200V199H203ZM215 200V199H214ZM60 201V200H59ZM133 201V200H132ZM94 202V201H93ZM152 202H154V201H152ZM152 202H151V204H152ZM180 202V201H179ZM199 202V201H198ZM89 203V202H88ZM119 203V202H118ZM123 203V202H122ZM138 203H140V202H138ZM144 203V202H143ZM187 203V202H186ZM185 203V204H186ZM190 202H188V204H189ZM192 202H191V204H193ZM9 204V205H10ZM65 204H66V206H65ZM98 204V203H97ZM121 204V203H120ZM155 204H158V202L156 201V203ZM154 204V205H155ZM159 204H160V202H159ZM2 205V204H1ZM14 205V204H13ZM81 205V204H80ZM122 205V204H121ZM146 205V204H145ZM190 205V204H189ZM6 207H7V204L5 205ZM48 206V207H47ZM58 206V205H57ZM116 206H117V204H116ZM157 206V205H156ZM195 206V205H194ZM40 207V208H39ZM121 207V206H120ZM159 207H161V205L159 206ZM233 207H237V209H239V211H237V213H236V210L235 211H233L234 209H233ZM7 208H9V207H7ZM11 208H13V206L11 207ZM86 208V207H85ZM116 208V207H115ZM182 208V207H181ZM199 208V207H198ZM259 208V209H260ZM38 209H41L40 210V212H38L39 210ZM134 209V208H133ZM158 207H155V206H151L150 207V210L151 211H153L155 214H152L153 216H152V218H153V220H154V225H153V227H154V229H156L155 228V226L158 224L157 223V221L159 220V217H157V216H159V214L157 215V216H155L156 214H157V211H158ZM185 209V208H184ZM38 210V211H37ZM62 210V211H61ZM70 210V209H69ZM186 210V209H185ZM216 210V209H215ZM144 211V210H143ZM162 211V210H161ZM173 211V210H172ZM183 211V210H182ZM212 211V210H211ZM14 212H15V209H14ZM65 212L66 211H64V214H65ZM152 212V213H153ZM235 212V213H234ZM256 212V211H255ZM17 213V212H16ZM206 213V212H205ZM15 214V213H14ZM30 214V215H29ZM63 213H62V215H64ZM58 215V214H57ZM56 215V216H57ZM61 214L59 215V216H57V217H59L60 219L62 218V217H60V216H62ZM147 215H148V213H147ZM147 215H145V214H140L139 215V217H140V221L141 220H144L146 217H147ZM183 215H185V214H183ZM217 215V216H216ZM54 216V215H53ZM52 216V218H55V217H53ZM196 216V215H195ZM201 216V215H200ZM253 216V215H252ZM97 217V216H96ZM135 217V216H134ZM206 217H209L208 219H211L210 221H207V219H206ZM256 217H257V215H256ZM149 218V217H148ZM170 218V217H169ZM193 219L194 218H196V217H192ZM191 218V219H192ZM255 218V217H254ZM262 218V217H261ZM42 219H44V218H42ZM59 219V220H60ZM91 219V218H90ZM50 220V219H49ZM127 220H130L131 221V219H127ZM133 220H135V219H133ZM125 221V220H124ZM136 221V220H135ZM138 221V220H137ZM162 221H163V219H162ZM193 221V220H192ZM200 221V220H199ZM16 222V221H15ZM126 222V221H125ZM139 222V221H138ZM179 222V221H178ZM210 222V223H209ZM255 222H256V220H255ZM135 223H137V222H135ZM164 223V222H163ZM233 223H236V225L235 226H233ZM127 224V223H126ZM144 224V223H143ZM198 224H200V222H198ZM138 225H139V223H138ZM161 225V224H160ZM174 225V224H173ZM126 226V225H125ZM180 226V225H179ZM66 227V226H65ZM152 227V228H153ZM157 227V226H156ZM201 227V226H200ZM165 230H167L168 231V229H165ZM175 230V229H174ZM182 230V229H181ZM199 230V229H198ZM154 231V230H153ZM218 232V236L216 237H214L212 234L213 233H211V232ZM173 232H175V231H173ZM178 232V231H177ZM234 232V231H233ZM239 232H242V234L240 235V233ZM264 232V231H263ZM172 233V232H171ZM182 233V232H181ZM176 234V233H175ZM236 234V233H235ZM238 234H237V236H238ZM168 235V234H167ZM228 235H231L230 237L228 236ZM196 236H197V234H196ZM228 236V237H227ZM199 237V236H198ZM198 237H196V238H198ZM244 236H241L240 237V239H242ZM170 238H172V237H167V236H165V237H162V240L161 241H159L161 244H160V248L161 249H164V250H168V249H172L173 250V256H172V259H174V261H175V259H179V257H177V256H175L174 255V250H177V249H179V251L181 250V252L185 255V256H187L188 258H187V260H189V259H191V262L190 263H192V260H193V257L191 258L190 256H192V255H190V253H188V251L189 252H191V254H192V249L193 248H195V245L194 244H197L198 243V240L196 241V238H195V241L196 242H192V241H190L191 239H188L187 241H185L182 245H177V243L176 244H173V243H168V242H170ZM200 238V239H201ZM262 239V240H258V239ZM246 239V240H247ZM185 240V239H184ZM237 240H238V238H237ZM243 240V239H242ZM148 241V240H147ZM200 241V240H199ZM239 241V240H238ZM241 241V240H240ZM172 242V241H171ZM140 243V242H139ZM179 243V242H178ZM208 243V245H210ZM225 244V243H224ZM235 244H236V242H235ZM140 245V244H139ZM200 245V244H199ZM215 245H213V246H215ZM212 246V245H211ZM226 246V245H225ZM232 246V245H231ZM238 246H240V245H238ZM260 247V248H259ZM198 248V247H197ZM217 248V247H216ZM196 249V248H195ZM195 249H194V251H195ZM241 249H242V247H241ZM197 250H199V249H197ZM263 250H264V248H263ZM259 251V250H258ZM257 251V252H258ZM262 251V250H261ZM196 252V251H195ZM237 252V251H236ZM251 252H255L254 251V249H252V251ZM257 252H255V253H257ZM187 253V254H186ZM201 253H203V252H201ZM248 253V252H247ZM246 253V256H245V264H246V262H247V264H259V263H261L262 264V262H263V260H262V262L260 261V259H263V258H260V259H258V258H253L254 260L253 261H251L252 260V253H248L247 254ZM262 253L264 254V251H262ZM194 254V253H193ZM204 254V253H203ZM233 254V253H232ZM231 254V255H232ZM237 254V253H236ZM242 254V253H241ZM182 255V254H181ZM195 255H197V254H195ZM230 255V254H229ZM234 256H235V250H234V254H233ZM204 256V255H203ZM227 256V255H226ZM190 257V258H189ZM242 257H243V255H242ZM263 257V256H262ZM185 258V257H184ZM197 258V257H196ZM181 259V258H180ZM233 259V258H232ZM237 259V258H236ZM182 260V259H181ZM180 260V261H181ZM187 260H185V261H183L184 263L183 264H185V263H187L188 264V261ZM229 260V259H228ZM178 261V260H177ZM177 261H176V263H177ZM195 262V261H194ZM182 263V262H181ZM189 263V264H190ZM213 264H218L217 262H214ZM220 264H228V263H225V262H222V263H220ZM237 264H242V262L241 261H237ZM263 264H264V262H263Z\"/></svg>","mask_w":264,"mask_h":264},{"label":"built area","instance_id":"obj_3","mask_svg":"<svg viewBox=\"0 0 264 264\" xmlns=\"http://www.w3.org/2000/svg\"><path fill=\"white\" fill-rule=\"evenodd\" d=\"M209 0H138L143 19L161 28L174 27L184 40H205L208 30ZM132 33V32H131ZM130 38V33L128 34Z\"/></svg>","mask_w":264,"mask_h":264},{"label":"water","instance_id":"obj_4","mask_svg":"<svg viewBox=\"0 0 264 264\" xmlns=\"http://www.w3.org/2000/svg\"><path fill=\"white\" fill-rule=\"evenodd\" d=\"M258 1H259L260 6H261V10H262V12H263V15H264V0H258ZM127 29H129V28H127ZM131 32H132V31H130V38L133 37V35H132Z\"/></svg>","mask_w":264,"mask_h":264}]
</instances>
